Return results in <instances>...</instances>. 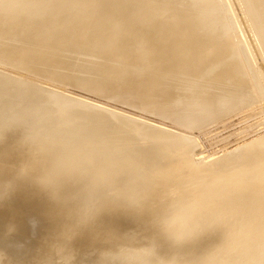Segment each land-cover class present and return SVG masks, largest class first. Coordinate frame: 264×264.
<instances>
[{"label": "rangeland", "instance_id": "374dc122", "mask_svg": "<svg viewBox=\"0 0 264 264\" xmlns=\"http://www.w3.org/2000/svg\"><path fill=\"white\" fill-rule=\"evenodd\" d=\"M1 1L3 2L4 0H0V6L2 4ZM44 1L45 0H28V2L26 4L18 7V8H20L19 12H20L21 16H17L18 18L16 20H18L21 25H25L22 27L23 28L22 30L20 29V30H17L15 32H12L9 28L8 23H2V21H0V53H2V52H7V54H9V52L11 53V54H9L10 56L8 57L9 58L7 61L8 63L2 62V59L4 61L5 58L7 59V56L3 57L0 55V57H3L2 59L0 58L1 59L0 60V72L2 73L4 71L3 69H5V72H6V73L3 72L4 74L0 73V83L2 82L0 84V87H1V85H3V83H4V86H5V83L8 86L14 84V85H12V88H10V89H13V87H14V89H13V91H14L15 89L17 90L18 86L21 85V88H22V86L24 85L23 88H27L26 89L27 92L23 91L25 89H23V90L18 89V91L15 90V92H18L19 95H20V92L21 93L26 92V96H24L25 100H23V99L22 100L24 101V103L26 102L25 105L27 108L25 107L24 103H22L23 101L21 103H22V105H24L23 107L26 108V110L28 109V107H29V109L26 112L24 111L25 109H22L23 110L22 111L20 109V107L22 106L21 103L19 102L20 100L17 101V99H21V97H23V95L19 96L17 94L19 97L17 96V99H14V98H16L14 95L15 93L13 94L12 90L9 91V89H8V93L11 92L13 94V98H12L11 93H10V96L12 99L10 97H8V99L9 98L11 99L10 100L11 102L8 101L9 103H11V105L10 106L8 105L9 106L8 107L5 104V103H8V102H6V100H7L6 99L7 98V92L6 91L7 90L6 91L3 90V92H5L6 94H4V96H2L3 94H0V100H1L0 104H2L0 107H2L5 104V107L7 106L10 109L13 107V109H15L16 106L20 105L19 109L16 108L17 111L21 110L20 112H25V113L29 112V113H27V115H29L31 112H33L34 108L36 109V106H33L34 108H30V106L32 107L33 103H35V105H37L40 102L38 104V105H40L42 100H45V99L47 100L49 98H50V100H48V101H54L55 100V99H53V100L51 99L53 97V95H52L53 90H56L53 93V94L56 93L54 95V98H56L55 96H57V98H58V96H59L58 93H60L59 99L62 98V101L64 100V102H67L64 105L63 102L62 103L60 102L61 99L58 100L56 98V100H55L56 103L50 102L51 105L49 104V106L53 107L52 103L56 106L58 104L59 107L57 106L56 108H58V109L60 108L59 112H58V109L56 110V108L53 107V109L54 108L55 109L52 110L51 113L49 114L48 111L52 108H50L48 105H45V103L47 102L46 100L42 101V108H43V104L45 105L44 108H46V106H47V108L49 107L48 109L46 108L47 111H46V109H44L45 110L44 112L41 111V113H43V114L47 113V115L45 114V116H47V118L43 117L41 114H39V115H41L42 118L41 117L36 118L39 116L37 112L40 113V109L43 110L40 107V109L37 110L35 113L33 112L32 113L33 115L30 117H28V116L25 117L24 113L21 114L18 111L19 114L21 115V117L25 118V120L22 119L20 116L17 118L18 120L19 119L23 120V121L22 120H19V121L16 120V123L18 122V125H19L18 127L14 121L15 118L19 115L18 114L16 116V114L18 112L15 113V115H13L14 113L11 112L12 115H10L14 118V120L12 119V121H14L13 123H15V124H7V125L3 124V126H2V124L0 125L1 126L0 129L4 133V134L2 133L3 137L0 136L2 138L1 139L2 147H0V149H1L0 153L1 152L5 153V154H2L3 156L0 154L3 157V158L0 157V160L4 164L3 165L0 162V180L2 179V182L0 181V183L2 185L4 184L3 185L4 187L2 185H0V189H2V187H3L4 188L3 191L5 190L3 192V194H5V195L2 194V196H1L2 198L0 197V204H1L0 206L1 207L3 206L0 209V264H62V263L63 264H70V263L71 264H81L80 260H83L82 261L83 264H87V263L92 264L91 261L93 262V264H115L116 261H117L116 264H119V263L120 264H122V263L123 264H183V263L184 264H189V263L190 264H192V263L193 264H264V186L261 185V183H259V182H261L260 178H256V180L254 179L253 181H251L252 184L247 183L248 180H245V182L234 184L233 183L234 179L238 175H240L241 173L242 174L244 173L243 168H240V166H239L240 163L232 164L229 166L225 165L223 167H220V165H214V167H213L212 164L214 162L210 163L211 161L210 162L203 161V163L196 162L195 166L197 168L208 167V169L204 171V174L199 176V177L198 176L196 177V174H194V171L192 172L191 170H187V173H186L187 175L182 174V175H176V176H171V177H165V176H163V174L161 175V173L157 175V173H156L155 175L161 176V178L160 179L155 178L156 180H158V182H156L155 190L154 191L151 190L153 194H152V197L149 198V200H151L153 198L154 199H153V201L152 200L149 201V203L145 202L144 205H143V203H140V204L136 203L137 206H135V205H130L127 203L120 209V204L118 203L119 200L117 199L118 195L120 198V194L116 193L117 191H115V193L118 194L117 197L114 196V197H116L115 199L112 195L111 196L113 199L111 200V198H109V200H111V201H109L105 197H102V195L104 196V194L101 195L102 192L100 191L101 192V193H99L100 196L97 194L98 198H96L95 195H94L95 198H93V196H92L91 204L89 203V201L86 202L83 199L84 203H85L84 204L83 200L81 199L82 201L79 200V202H82L83 205L81 204L78 207L77 205H79V202H73V201H76L78 199L75 197L80 196L79 195L80 193H78V192H80L82 188L87 189V186H89L87 190L92 191V189L89 190L90 187H93L91 185L92 179L93 178H99V177H92V175L95 176V173L96 172L98 173L100 168L102 170H104L106 167L105 165H107L108 162H110L113 158H116L118 155L122 154L121 151H123V149H124V151L126 149H127L126 151H128V147L131 146L130 145L131 140H133L135 137H137V140L134 139L135 143H134V141H132L133 144H132L131 148L134 147L135 144L142 142L141 141L142 139L139 140L140 138L137 136V134L135 135L131 129H128V128H125L124 126L119 125V123H120L119 120L117 118H115V116H118V114H119V117H120V114L122 116L125 114V116H123L125 118H129L130 120L139 121V122L149 124V125L153 124V126H156L157 124H159L160 126L158 125L157 127H160V128L161 127L162 128H166V127L168 128L169 127L167 130H169L170 132H173V134L174 133L177 134L178 130H179V132H182V133L181 134L179 133L177 135H181V137H186L187 140L189 138H191L188 140V141L191 140L189 142L190 144L188 143L190 147L192 145H194V143H195V145L192 146V148H196L195 153H199L200 159L206 158L207 156L211 157L213 154L215 156H213L212 160L216 161V159L219 160L220 158L223 157V155H226V154L234 151L235 149H237L239 147V145H242V141H244L243 140L244 134H245V138L247 135H248V137L252 138V136H255V135L257 137L258 134H261V133L264 134V100L259 101V99L256 98V96H255L256 100H254L255 98H254L253 93L255 94V92L252 93V91H256V90L255 89L252 90V87L250 88V86L248 85L247 86L249 89L248 91L250 92V95L252 94L251 96H252V98L256 104L252 100L253 104L250 105L249 108L247 107V109L241 110L240 113L238 112V114L235 113V114H233L227 118H224L222 120H218L217 122L209 125L208 127L205 126L207 129H204L205 127L204 128L200 127L201 129L199 128L196 130V128H194V130H193V128L191 129V127H187V126L184 127V128H187L188 129L187 130V129H183V127L181 128V125H180V127H178L175 124H174L175 126H173V125L168 124L166 122L164 123V121L162 122V120H160L161 121L160 122V121H158L159 119H156V118H155V120H154V118L151 119L153 117L152 115H150V117H151L150 118L149 115L145 114L147 116V117H145V115L143 114L145 112H142V114H141L140 113L141 111L139 112V111L135 110V108H132V107L130 110V106L128 104L126 106V103L123 101H120V98H118V97H120V95H123L124 97H127V99H124L125 101L131 100L132 102L135 101V102H141V103L142 102H149L151 100V98H149L150 94H148V92H151L150 90L153 89L150 87V84H152V82H146V84H144V83L140 82L139 77L137 78V76H134L135 73L129 71V70L133 69L134 64L136 65V61L134 59V56H136V54H133L134 50L130 46V44L129 45L127 44V46H126L127 48L125 49L124 54H121L122 53L121 50L119 53L117 51L118 49L116 47H115L116 49H113V50H111V48H108V47L103 48L104 51H102L101 46L106 44V41L104 38L96 36L97 31L95 30V27L87 31L85 36L82 37V40H81L82 42L80 41V38H78L76 36H73V35L68 36L67 35L66 38L61 37V39H59L57 42H55L51 45H43L42 46L35 39H32V38L27 39L26 37L21 36L20 32H24V34L28 33L32 29L37 28L40 25V23L42 22V20L45 21V18L41 19L40 17H38V18L35 17V18H30V19L27 18L30 13H32L36 10H41L40 8L50 4V3L47 4V2L44 3ZM73 1L74 0H72V2ZM75 1L80 2L82 0H75ZM83 1L82 2L85 4L86 1H88V0H86V1L83 0ZM102 1L103 0H97V3L98 4L103 3ZM107 1H110V0H107ZM114 1L113 0L111 1L112 5L113 4L115 5V3L118 2L116 0L115 3H113ZM220 1L219 0H205V1L204 0H202V1H200V0H177L178 3L187 4L190 7V10H189L190 13H196V14L201 13V12H205L204 10H206L212 4H218V6L220 8V14H221V16L223 15L222 18L224 19L225 25L227 26L228 32H226V33H227V35L229 34L230 36L229 37L226 36V38L223 39L224 41L221 42V45H223V47L225 48L224 53L219 55L216 58H213L212 59L213 61H211V63H217L214 66L219 65L218 67H220L221 65H223L225 63H233L232 62L233 60H237V62L243 63V65L246 67L245 70H247L248 74L251 73V75H249L250 81H254L253 75H254L255 71L253 69H251V67H249V65H248V59H247L245 52L243 50V47H242L243 43L240 41H243V37H244L245 40L243 42L248 45L250 51L253 48H255L254 51H251V53L253 54V58H254V56L256 57V58H254L255 63H257L258 65H259V63H262V66L264 69V54L260 49V42L258 40L256 32H255V30H254V28H253V26L249 20V17L246 15L244 4H242L240 0H238L239 3L237 2V0H230V2L233 1V3L231 2L232 7L236 11L235 15L237 14L236 17H237V19H239L238 20L239 24H241L239 26V24L237 23V27H236L237 28L236 31H238V36L240 35L241 39H242V40H240V38H239V40H238L236 38L235 27H232V22H234L236 19H233V16H231V14L233 15V13L227 12L226 9L224 8V6H222L223 4L221 5L222 1L221 2ZM138 2H139V0H129V2L126 4L128 10H127L125 16L127 18H126L125 22H124V20L121 21V24L123 25L125 30L128 31V32L126 31L127 34L131 33V31H132V25L131 24L135 22V19L138 18L137 16H140V13L137 11V6H138L137 3ZM217 2H219V3H217ZM234 2H235L236 6L233 5ZM105 3L106 2L104 0V4ZM109 3L110 2H107L108 5H109ZM169 3H170V1H169ZM51 4H52V2H51ZM98 4H97V6H101ZM95 5H96V3H95ZM108 5H107V7H108ZM110 5H111V3H110ZM5 6H7V5H5ZM52 6L53 5H51V6L49 5L48 7H50V9L54 8ZM97 6H96V8H97ZM48 7H43V9H46ZM109 10H111V9L110 8L107 9L108 15H109V13L112 14V11L108 13ZM51 11H53V10H51ZM102 11H101V13H102ZM223 11H225V13ZM92 12H94V15L92 14V16L95 18L99 17V14H101L100 11H98L96 9H93ZM105 14H106V12H105ZM105 14L103 11L104 16L107 15V14L106 15ZM54 15L56 16L57 14L54 12V14L50 13L49 16L53 17ZM5 16H6L5 14H0V18H4ZM229 16H230V19H229ZM53 18H55V17H53ZM232 19L234 21H232ZM248 23H249V25H248ZM118 26L120 27V24ZM55 28L63 30L65 27H55ZM76 28L77 27H74L73 30L75 31ZM140 31H142V30L140 29ZM246 32H248V33L246 34ZM124 33H125V31H124ZM248 34L251 36H248ZM121 35L122 34H120L119 37H117V40L120 38ZM106 36L110 39V41L114 40L111 38V37L114 38L113 35H106ZM214 38H216V31L207 30L206 32H203L198 39L194 40V43H195L196 47H202V46H205L206 44H208V42ZM246 40H248V41H246ZM249 40H250V42H249ZM61 41H70V42L72 41L75 43H80V44H82V46L81 47H75L74 50L77 48L76 51H73V49H72V51L74 53H71L72 52L71 49L69 51L67 50L70 55L65 56L66 54H68V53H66L67 51H65L66 49L64 50L65 52H63V50H62V52L61 51L59 52V50H55L56 49L55 46H58L59 43L61 44ZM118 41L120 42V40H118ZM251 42H252V45H251ZM111 43H114V41H112ZM232 47L234 49H232ZM78 48H81L82 50L81 49L78 50ZM246 49H248V48H246ZM259 49L261 52L259 51ZM96 51L101 52V53L103 52V53L96 55V53H97ZM12 52L15 53L16 55L13 54ZM125 52L126 53L128 52L129 57L125 56ZM253 52L254 53L256 52L257 54L255 53V55H254ZM92 53H95V55ZM247 53L249 55V51ZM32 54L33 55L37 54L41 58H38L40 60H37L34 63L28 64L29 67H32V66L39 64V65L43 66L44 68H47V66H49V64L58 66L59 65L58 63H62V64L68 63L67 65H69L70 63L73 62V64L70 65L72 67H68V66H66V64H63L60 66L63 69V70L61 69L62 71L59 70L60 68H57L56 70H54V72H58L61 76L68 74V76H67V78H69L68 82H70V80H72L71 77L74 76L73 80L70 83L73 84V81L74 82L77 81V82H75L73 84V86L72 85L70 86V85H68L69 83L67 82V80H63V82H66L68 84H66V83L63 84L62 80L60 81L57 79L54 80V78L48 79V77H46V76H45L46 78H44L42 76H38L40 74H38V72H35V70H33V71L37 75L32 74V72L31 73L28 72L27 70H31L29 68H27V70H26V68H24L22 66V68H24V69H21L20 67H21L22 63H25L24 59L30 57V55H32ZM123 56L127 57V58H125V60H127L129 58L128 62L120 63L122 61V60H120V58L122 59ZM131 56H133V57H131ZM75 57L79 58V59L77 58L76 62H74L76 59L73 61V59ZM141 57H143V56H141ZM42 58H44V60ZM6 59H5V61H6ZM71 59H72V62H70ZM42 60L44 62H41ZM17 61H19L18 65L21 64L20 67L18 66L19 68H17V66H13L14 63L17 64ZM20 61L21 62L23 61V62L21 63ZM149 61H150V57L146 58L141 63H143V62L146 63ZM12 63H13V65H12ZM26 63H28V62H26ZM124 63H130L131 65L129 67H126V65ZM220 63H222V64L220 65ZM122 65H123V67H122ZM23 70H25V71H23ZM251 71L253 72V75H252ZM101 72L105 73V78L103 77L104 75L101 76L102 75ZM106 72H108L107 77H106ZM146 72L150 73L149 68L146 70ZM8 73L12 75V78L10 77L11 75L8 77V75H9ZM109 73L114 74L115 76L110 75ZM124 73L128 76L122 75ZM99 74H101V75H99ZM13 75H15L14 78H13ZM18 76H19V78L20 77L21 78L18 79ZM22 77L24 78V80H22L23 79ZM94 77H96V80ZM97 77H98V80H97ZM101 77H103V78H101ZM74 78H75V80H74ZM26 79H28V80L26 81ZM30 81H32L31 83L37 82L36 83L37 87L35 86V84H31ZM133 81L138 82V83L136 84ZM10 83H12V84H10ZM29 83H30V85H29ZM17 84H18V86H15ZM41 84H42V86H41L42 88H44L45 87L44 85H46L45 88H47V90L45 88L42 89L41 87H39ZM96 84L98 85V88H97V86H96V88L98 90L100 89L99 92L102 91V93L98 92L99 96L97 93H95V91H93ZM131 84H132V86H131ZM32 85H34V86H32ZM93 85H94V88L92 87ZM8 86H7V88L10 87V86L9 87ZM25 86H27V87H25ZM87 86H88V88L92 87V89L91 88L90 89L93 91V93H92L93 95L85 93V92L89 91V89L86 90ZM28 87H31V88H28ZM38 87L40 90L38 89ZM49 87H50V89H49ZM51 87L53 88V90H51L52 89ZM243 87H245V86H243ZM243 87H237L236 89L234 88V91L240 90L242 93ZM5 88L6 87H4L3 89H5ZM18 88H20V87H18ZM34 88H36V90ZM103 88H104L106 93L104 92V90H101ZM155 88L156 87H154L153 90L157 89V88L156 89ZM177 88L179 89V87H177ZM0 89L2 91V87ZM28 89L31 91V93L33 92L32 96H34V97L36 96L35 98H37L39 96L38 94L41 95V93L43 95L46 93L45 95H47V96L44 97L42 95V97H44V98L43 99L41 98L42 100L38 99V101H39L38 103L36 102L37 99L35 101V98L33 97L34 99H32V100H34L35 102L34 101L32 102L31 100L28 99V97H29L28 95H31L29 93L30 91H28ZM31 89H34V91ZM78 89H80V90H78ZM41 90L43 92H45V91L46 92L43 93ZM81 90L84 92H82ZM106 90L109 93H107ZM172 90H177V89H172ZM218 90L215 89L216 92L211 91L212 92L211 94L214 95L216 93L217 95H219V93L221 91H218ZM37 91L38 92L41 91V92L38 93ZM48 91L49 92L52 91V92L49 93ZM157 91H159V89H157ZM47 92L51 95V97L49 94H47ZM27 93H29V94L27 95ZM66 94L68 96L74 95L75 97L73 96V97H67L66 98V96H67ZM101 94L102 95L106 94V95L102 96ZM108 94H111V96ZM163 94L166 95L167 97L170 95V94H167L164 92H163ZM220 94H222V92ZM24 95H25V93H24ZM48 95H49V97H48ZM95 95H96V97H95ZM107 95L109 96L108 98L110 100L114 98L113 101H115V99H116L117 102L116 101L115 102L110 101L109 99L107 100L105 97ZM112 95L113 96L115 95L116 97H112ZM156 95H158V93L155 94V96ZM164 95H162L161 98L158 100L161 101L164 99V101H165L167 97H165ZM8 96H9V94H8ZM163 96L165 98L162 99ZM3 97L6 99L5 103H4ZM102 97L104 99H102ZM26 98L28 101L26 100ZM63 98H65L66 101ZM73 98H74V100H73ZM75 98H79V99H75ZM81 98H85V100H83L84 102L82 101ZM158 98H159V96H158ZM2 99H3L4 104L1 103ZM13 99H14V101H16V104L12 103ZM70 100H73V101H70ZM78 100H81V101H78ZM29 101L32 103L31 104L27 103ZM68 101L73 102V104L77 103V106H76V104H74L75 105L74 106L71 103V107L73 106V111L78 109V111L76 113V115L78 114V117L81 115L79 113L80 112L79 110H81L80 107L81 108L83 107L85 109L82 108V112H81L82 116L85 115L83 113H86L87 109H88L87 112L91 109L89 111V113H87L88 115H90V112L92 111L91 115H93V117H96V118L99 117V120L102 119L101 121H103L104 123H106V121L112 120V123H111V121H109V123H107V124H109L108 126L111 128L113 126L114 128H112V129L114 131H111L112 129L109 128V129H111L110 132H109V130L106 131L107 133L106 132L105 133L107 135L104 134V135H102V137H100L101 135L96 136L97 134L96 135L94 134L95 136H91L90 140L88 141L89 143L87 141H86V143L85 142L82 143V142L70 141L68 139L69 135H71L70 133L74 128L73 126L77 125V124L75 125V123H78V121H77L78 119L75 120L76 119L75 117H77V116L75 115V117H74V114H75L74 112H76V111H74L73 112L74 114H72V112H71L72 109H70V105H68V103H69ZM257 101H259V103L261 101L262 102L259 104ZM17 102H19V105H17ZM43 102H45V103H43ZM59 102L61 103V105ZM78 102H80L81 104H79ZM82 102H83V104H85V102H86L85 105H87V103H91V104H89L90 107L88 105H87L88 107L87 106L85 107L82 104ZM120 102H122V103H120ZM123 103H125L124 104L125 106L122 105ZM12 104L16 105V106L14 107V106H12ZM28 104L30 106H27ZM66 104H67V106H66ZM200 104H201V101H200V103L197 102L196 107L198 108L200 106ZM38 105H37V109L39 108ZM91 105H94V106L91 107ZM78 106H80V107L78 108ZM97 106H99V108H100L99 111L97 109L98 108ZM128 106H129V108H127ZM75 107H77V108L75 109ZM125 107L127 108L126 109L127 111L125 110ZM61 108H62V110H61ZM102 108L104 110H106V109L107 110L104 111ZM120 108H123L125 112L123 111V109H120ZM10 109H8V110L13 111L12 109L11 110ZM31 109H32V111H29ZM4 110H5L4 107H3V110L1 108V112ZM83 110H85V111L83 112ZM134 110L138 114L140 113L141 116L138 115ZM9 111H7V109H6L4 112L5 113L8 112L7 115H9V114H11ZM60 111H62V112H60ZM94 111H96L97 114L100 113L98 115V117ZM1 112H0V115L1 114L3 115L4 112H2V113ZM56 112L59 113V116H57L58 114ZM69 112H71V114H69ZM105 112H107L108 114L106 113V115H105ZM120 112H122L123 114ZM198 112H196L194 114L199 115L201 113L200 110H198ZM103 113L106 117L104 115H102ZM114 113H117V114L115 115ZM35 114L37 116H35ZM48 114L50 117L48 116ZM127 114L128 115L130 114L129 117ZM133 114H135V115L137 114L136 117ZM245 114H246L247 118L248 117H251V118L245 120V118H246V117H244ZM7 115L5 114V116H3V119L8 118V120H9V116H7ZM100 115H101V118H100ZM139 116H140V118H138ZM48 117L50 119L49 121H48ZM61 117H63V118H61ZM27 118H29V119H27ZM34 118H35L36 122L38 119H44V120H42L43 122H41L40 124L35 123L36 126H39V128L42 127V129H41L42 131L40 130L41 133L37 132V129H39V128L35 129V127H34V129H32V127L35 126V124H33V121L35 122ZM105 118L109 119V120H106ZM45 119H47L46 122H45ZM79 119L81 120V116L79 117ZM30 120H32V121H30ZM60 120L62 121V123L60 122ZM255 120H257V121H255ZM12 121H11V123H12ZM24 121L28 124L25 123L26 124L25 125ZM50 121H51V123H50ZM56 121H57V123H56ZM114 121H117L115 123H118V124L114 125L115 124ZM154 121H155V123H153ZM19 122H21V124H19ZM44 122H45V124L48 122V124H46L47 126L48 125L50 126V124H51V126L49 128H47L46 125L43 124L47 130L45 129V127L43 128V126H42V123H44ZM148 122H151V123H148ZM163 123L165 125H163ZM8 125H10V126H8ZM20 125L27 126V128L20 126ZM110 125H112V126H110ZM169 125H171V126H169ZM52 126H53V128H52ZM4 127L7 128V132H6ZM12 127H14V128H12ZM21 127L25 128V130H29V129H30V131L33 130L34 134L37 132L36 135H34V134H32L33 132L31 133L30 131H28V133L32 134V137L34 138V140H32V137L29 136V134L24 133L26 135L25 136L22 132ZM115 127H116V129H115ZM173 127L175 129L176 128H179V129L173 130ZM17 128L20 129V131L16 130ZM189 128H190V130H189ZM11 129H13V130H11ZM48 129H50V130H48ZM118 129L121 131L124 130V132L121 135L124 138L126 137L125 139L122 136L121 137L118 136L120 134L119 132H121ZM34 130H36V132ZM191 130L193 132H191ZM12 131H14L15 133H13ZM17 131H19V132H17ZM126 131L127 132L130 131L129 133H131V134H128ZM196 131H197V133L200 132V134L198 135L196 133ZM216 131L217 132L220 131V132L217 133ZM256 131L258 133H256ZM259 131H261V132H259ZM6 133H7V135H6ZM8 133H11V134H8ZM18 133H19V135H18ZM185 133H187V135L189 134L191 136L188 138ZM213 133H214V135H211ZM14 134L15 135L17 134V135L14 137ZM125 134H128L131 137H129V139H127L128 135L124 136ZM194 134L196 136L198 135L200 137L194 138V136H195ZM8 135H9V138L7 137ZM10 135H12L14 138ZM116 135L119 137V139L117 138L116 140H114V138L117 137ZM182 135H184V136H182ZM206 135H208V136L211 135L212 137H209V138H206L205 140H203V137H205ZM27 136L29 138H27ZM39 136H42V137H39ZM112 136H114V138ZM5 137L7 138V140H10V138H12V139H11V141L6 142L7 140L5 141V139H6ZM92 137H94V138H92ZM103 137H106V138H104L105 140H107V138L110 140L104 141ZM16 138H18V139L15 140ZM19 138H21L20 142L18 141ZM120 138H121V140H120ZM13 139H14V141H13ZM44 139H45V141H44ZM195 139L198 141H196ZM239 139H241V140H239ZM247 139H249V138H247ZM254 139H256V138L253 137L252 140H254ZM2 140H4V141L2 142ZM91 140H93L95 143ZM125 140L126 141L130 140V141H129V143H127ZM237 140L241 141V144ZM16 141H17V144H16L17 146H15ZM34 141H35V143H34ZM96 141L97 142L100 141V142H102V144H106V145H104L102 147V144L98 145V143ZM199 141H201L202 144ZM233 141H235L236 143ZM5 142L9 147L11 145L15 146L12 150L10 148L12 153H10V150L6 149V148H8V146L5 147V145L3 144ZM92 142L95 145L92 144ZM237 142H238V145H236L234 147L232 146L231 148L227 149L228 148L227 146H229L228 143L229 144L230 143L237 144ZM246 142H250V141L248 140ZM21 143H23V145L26 143V146L30 147V149L27 148L25 145H24L25 149H24V146L19 147V146H21ZM31 143L33 146L31 145ZM90 143L93 145L94 148L91 146ZM96 143H97V146H99L101 149H103V151L101 153L103 154V152H104L106 154V156H109V159L111 157H113L115 153L116 154H115V157L111 158L110 161H108L109 159L106 160L108 157H106V156L104 157V155H102L103 159L105 158V160L98 159V162L100 164L95 162L96 165H94V166L96 168L93 166V169H91V173H92V175H91L90 172H88V173L82 172V170L85 167L83 166V164H81L80 160L89 159L91 157V155L89 153H92L93 150L97 151V149H98V151H99L100 148L96 147ZM108 143L111 144L112 147ZM113 143L116 145H114ZM124 143H125V145H124L125 148L123 147ZM203 143H205V145ZM1 144H0V146H1ZM44 144H46V145H44ZM108 145L110 146V149H108L109 148ZM119 145L120 146L122 145L121 148ZM113 146H114V148L116 146V148L114 149ZM118 146H119V148H118ZM206 146L207 147L209 146V148H207ZM224 146H225V148H224ZM3 147H5V148H3ZM32 147H34V150ZM122 147H123V149H122ZM104 148L107 149V153H106V150ZM112 148L116 151L113 152L114 150L112 151L111 150ZM131 148H129V150ZM2 149H3V151H2ZM53 149H56V151ZM101 149H100V151H101ZM225 149H227V151ZM16 150L18 151L16 153L18 154L19 157L24 155L23 158H25V160L23 158H18L17 156H14L16 154L13 153V151H16ZM109 150L111 153L109 152ZM215 150L216 151L218 150L220 153H218V151L216 152ZM223 150H225V151L223 152ZM8 151L13 157L10 154H8ZM58 151L60 153H58ZM98 151H97V153L100 152V151L99 152ZM117 151H119V152H117ZM22 152L23 153L25 152V154L22 155ZM28 152L31 156L28 154ZM33 152H36V153L33 154ZM50 152H53V153H50ZM108 152H109V154H108ZM205 152H207V153H205ZM38 153H39V155H38ZM48 153H49V155H47L48 157L46 156L47 157L46 158L45 155ZM214 153H216V154H214ZM32 154L34 157H32ZM36 154H37V157H36ZM110 154H111V157H110ZM112 154H113V156H112ZM201 154L203 155V157ZM7 155H8V157H7ZM26 155H27V157H25ZM64 155H66V156H64ZM4 156H6L7 159H11L12 162L9 163L10 160L7 161L6 157H4ZM51 156H52V158H51ZM16 157H17V159H16ZM38 157H40V158L38 159ZM26 158L29 160H27ZM50 160H51V162H50ZM56 160H57V162H56ZM100 160H102V161H100ZM15 161H17V162L15 163ZM25 161L28 163H26ZM13 162H14V164H12ZM19 162H21L22 165ZM59 162L61 163L60 168L58 165V164H60ZM62 162H64V163H62ZM70 162L72 164H70ZM17 163H19V164H17ZM36 164H39V165H36ZM40 164H42V165H40ZM52 164H53V166H52ZM67 164H68V166H67ZM12 165H14L13 168H12ZM15 165H16L17 169H16ZM44 165L47 167H45ZM119 165H120V162H119ZM34 166H36V167H34ZM41 166H43V167H41ZM110 166H112V165H110ZM38 167H40V169H38ZM24 168H26V169H24ZM106 168L110 169L112 167L107 166ZM118 168H115V169L118 170ZM147 168L150 169L151 167L147 166ZM8 169H10V170H8ZM11 169L14 171L16 170L14 172V175L12 174L13 171H11ZM27 169L30 170L29 171L30 174L28 173ZM36 169H38V170H36ZM56 169H58V170L56 171ZM67 169H68V171H67ZM149 169H148V172H149ZM153 170H155V169L154 168L151 169L150 170L151 172H149V173L150 174L153 173L154 172ZM213 170H215V172ZM216 170H219V171H216ZM229 170H234V172L233 173H226ZM18 171H19V173H18ZM48 171H49V173H48ZM109 171L110 170H108L107 172H109ZM36 172H37V174H36ZM102 172H104V174H106L105 173L106 171H102ZM102 172H100L99 174H102ZM110 173H111V171H110ZM113 173H111L112 176H114ZM119 173H120V171H119ZM122 173L123 172L120 173L121 174L120 176H122L124 174V173L123 174ZM147 173H145V175H147ZM162 173H166V172L164 171ZM224 173H226L227 175H222V176L223 177L227 176V178L225 177L226 180L224 178H221V179H219L218 182L224 181V183L227 182V184L224 188H216L215 194H214L213 198H211V200H208V199H205L204 201L199 200V198L201 197L202 194H205V193L208 194L209 193L208 188L207 189H200L198 194H196L195 196L193 195L194 198H192V196L190 194L195 193V191H197V190L191 191L190 189H193L194 188L193 186H196L195 184H196L197 180H199V181L201 179H203V181L208 180L210 178H214L213 176H217V174H224ZM31 174H33L32 177H31ZM118 174L116 173L115 178H117L116 176ZM150 174H149V177H150ZM44 175L46 177H44ZM151 175L156 177L154 175V173ZM2 176L4 178L5 177H8V178L4 179ZM26 176L28 177L27 179H26ZM35 176H37V178ZM96 176H98V175L96 174ZM104 176H106V175H104ZM120 176L118 178H119V181L121 182L120 184H122L123 179L121 180ZM16 177L20 178V179H17V181H16ZM21 177L23 178L24 181L22 180ZM107 177H105V178L109 179ZM125 177H128V176L124 175L123 181H125V179H127V182H129L130 181V179L128 180L129 177L128 178H125ZM147 177H148V175H147ZM193 177H196V178L192 179ZM13 178H15V181ZM30 178H31V180H30ZM43 178H45V179H43ZM81 178H83V180ZM84 178H86L85 181H84ZM102 178H103V176H102ZM102 178H100V179H102ZM145 178H146V176H145ZM111 179L113 180L114 178L111 177ZM222 179H224V180H222ZM6 180H8V181H6ZM26 180H27V182H26ZM94 180H96V182ZM94 180H93V182H95V184L98 182L101 183V181H98L99 179H94ZM194 180H195V184L193 185ZM20 181H21V183H20ZM56 181H58V182L56 183ZM103 181L105 182L106 180H102V182ZM134 181L135 180H133V182ZM25 182H26L30 191L25 188L26 187ZM85 182L90 183V185L88 183L86 184ZM109 182L103 183V185L105 184L104 186L107 187L110 185ZM111 182H114V181H111ZM127 182L125 184H127ZM200 182H202V180ZM200 182H199V184L202 185L203 182L202 183H200ZM17 183H19V184H17ZM62 183H64L65 185ZM77 183H78V185H77ZM100 183L96 184V186L97 185L101 186ZM21 184H22V186H21ZM29 184H30V186H29ZM106 184H108V185L106 186ZM131 184H132V182H131ZM131 184H129L128 188L132 187V186H130ZM10 185L13 187H11ZM18 185H19L20 189H18L19 187H17V189H15L16 186H18ZM190 185L193 188L189 187ZM197 185H198V183H197ZM75 186H77V189ZM81 186H82V188H81ZM104 186H102V188ZM120 186L121 185H118V187H120ZM186 186H187V190H186ZM6 187L9 188L10 190L7 189V190H9V191H7ZM21 187H23V188H21ZM118 187L116 190L119 191L121 188L118 189ZM183 187H185V188H183ZM24 188H25V191L28 190V191H26L27 193L25 191L21 190V189L24 190ZM112 188L114 189L113 186H112ZM86 189L84 190V193H81L82 195L80 198H83L82 197L83 194H86V192H85ZM94 189H95V190H93L94 193H96V192L98 193L99 190H102L99 188L97 190H96V188H94ZM110 189H111V187H110ZM122 189H124V188H122ZM132 189L133 188H131V190ZM33 190H34V193L32 192ZM62 190H64V191H62ZM75 190L78 192H74ZM105 190H106V188H105ZM114 190L112 191V194L114 193ZM180 190L181 191L183 190L185 194H183L182 193L183 191L181 192ZM47 191H49V192H47ZM59 191H61V193ZM65 191L67 192V194H65L66 193ZM91 191L89 193H91ZM109 191L111 192V190H108V192ZM11 192H13L14 197L12 196L13 194ZM29 192H31V193H29ZM57 192H59L60 194H58ZM62 192H63V194H62ZM108 192L105 191V193H107V196L110 197V195H108ZM160 192H163L165 194H169L168 198L160 197L159 196ZM22 193H24V194L26 193V194L24 195ZM74 193H75V195L77 193L79 196H75ZM89 193L87 195H90ZM94 193H91V195ZM115 193H114V195H116ZM119 193H120V191H119ZM30 194H31V196H29ZM33 194H36V196L35 195L33 196ZM53 194H54V197H55V195L57 197L60 195L59 198H61V197L63 198L66 195L63 198L65 200H63L62 202L65 201L66 203L70 202V204L75 203L77 205L71 204V206H74V207L69 209L67 206H70V204L69 203L66 204L64 202L65 204L64 203H58L57 204L58 206L54 207V205H56L54 203H56L60 200H59V198H57L58 201H56V199H53L54 198L52 196ZM71 194L73 195V197ZM180 194H183V195L181 196ZM188 194H189V196H188ZM37 195H39V196H37ZM68 195H70V196H68ZM185 195L188 196V199H187L188 203L186 202L187 200L185 201L186 202L185 203L184 201H182L180 199V197L181 198L185 197ZM11 196H12V198L9 199ZM85 196L86 195H84V198H85ZM125 196H127V195H124V197ZM50 197H52V198H50ZM70 197H72V199H76V200L71 201ZM100 197H101V199L102 198L105 199L104 200L105 203H104L103 199H102V201H100V199H99ZM127 197L129 199V196H127ZM127 197H125V199ZM42 198L44 200H46V201H44V203L45 202L48 203L50 201L49 204L46 205V203H45V206H44ZM49 198L51 200L52 199L54 200L53 203ZM69 198H70V200H69ZM86 198H87V196H86ZM47 199H49V200L47 201ZM88 199H90V198H88ZM92 199L93 200L99 199L100 202L98 201V203H97L95 201L96 202V204H95V202L93 203ZM106 199L108 200V202ZM174 199H176V201ZM192 199H193V201H196V202H193V201L191 202ZM194 199H196V200H194ZM6 200L8 202H6ZM38 200L39 201L41 200L42 204L41 203L38 204L39 203ZM66 200H69V201H66ZM117 200H118V202H117ZM172 200H173V203L174 202L176 203L177 201H180V203L172 204L171 203ZM12 201H13V203H12ZM114 201H115V203H114ZM125 201H127V200H125ZM154 201H160L158 203L157 207H155V208L152 206ZM181 202H183V203H181ZM167 203L168 204L171 203V204H169L170 206ZM61 204H64V206H62ZM86 204H89V205H87V208H86ZM165 205L166 206L168 205L169 208L170 207L171 208L169 209ZM171 205L174 207H172ZM176 205L178 208L174 209L176 207ZM188 205H190V207H188ZM59 206L62 209L58 208ZM64 207H65V209H64ZM163 207H164V213L162 211ZM260 207H262V209L260 211H258V208H260ZM66 208H67V210H66ZM165 208L167 209V211ZM178 209H180V211H177ZM154 210H156L157 212L159 211V213L157 214V212L156 211L154 212ZM172 210H174V211H172ZM171 211H172V213L174 212V214L171 213L172 214L171 215L170 214ZM123 212L127 213V214L131 213L135 218L136 217L138 218V216L140 215V217H139L140 220L143 219L144 221H147V222H145L146 224H141V225H121L120 215L123 214ZM167 212H168V214H166ZM175 212H177L179 215ZM185 212H186V214H185ZM180 213H182V214L180 215ZM155 214L159 218H157L155 216ZM153 215H154V218H153ZM159 215H161V216H159ZM168 215H170V216L168 217ZM173 215H175V216H173ZM177 217H179V218H177ZM100 251H102L103 253ZM121 252H123V253H121ZM130 253L132 255H130ZM116 254H118L117 256L119 257V259H118V257H116ZM127 254H129L130 256ZM138 255H139V257H138ZM126 258H127V260H126ZM92 259H94V261ZM176 259H177V261H176ZM118 260H120V261H118ZM77 261H78V263H77ZM99 261L100 262L102 261V263H100ZM106 261H107V263H106ZM127 261H128V263H127ZM190 261H192V262H190ZM73 262H75V263H73Z\"/></svg>", "mask_w": 264, "mask_h": 264}, {"label": "bare ground", "instance_id": "6f19581e", "mask_svg": "<svg viewBox=\"0 0 264 264\" xmlns=\"http://www.w3.org/2000/svg\"><path fill=\"white\" fill-rule=\"evenodd\" d=\"M83 1V0H82ZM82 1H80V2H77V1H73L72 2V0H45L44 1V3H46L47 2V4H49L50 6L51 5H53L52 7H54V8H51L50 9V7H48L49 5H47V6H43V7H48V8H46V9H43V7L42 8H40L41 10H36V11H34V12H32V13H30L29 15H28V19H30V18H35V17H40L41 19H44L45 18V21L44 20H42V22L40 23V25L37 27V28H35V29H32L30 32H28V33H25L24 34V32H20L21 33V36L22 37H26L27 39L28 38H32V39H35L37 42H39L42 46L43 45H51V44H53V43H55V42H57L59 39H61V37L62 38H66V36L68 35H73V36H76V37H78V38H80V41L82 40V37H84L85 36V34L87 33V31L88 30H90V29H92V28H94L95 27V30L97 31V34H96V36H99V37H101V38H104L105 39V41H106V44H104L103 46H101L102 47V51H104L103 50V48H111V50H113V49H118L117 51L120 53V50H121V54H124V51H125V49L127 48L126 46H127V44L129 45L130 44V46L133 48V54H136V56H134V59H135V61H136V65L134 66L133 65V69H131V70H129V71H131V72H133V73H135L134 74V76H137V78L139 77L140 79V82H142V83H144V84H146V82H152V84H150V87L151 88H153L154 89V87H156L157 89H159V91H157V89L156 90H153V89H149L151 92H148V94H150V97L149 98H151V100L149 101V102H132L131 100H129V101H125L124 99H127V97H124L123 95H120V97H118V98H120V101H123V102H125L126 103V106H127V104L130 106V110H131V107L132 108H135V110H137V111H141L140 113L142 114V112H145V113H143L144 115L145 114H147V115H149V117H150V115H152L153 117L151 118V119H153L154 118V120H155V118L156 119H159L158 121H160V120H162V122L164 121V123L166 122V123H168V124H171V125H173V126H178V127H180V125H181V128L183 127V129H187V128H184V127H191V129L193 128V130H194V128H196V130L197 129H199L200 127H208L209 125H211V124H213V123H215V122H217L218 120H222V119H224V118H227V117H229V116H231V115H233V114H238V112L240 113V111L241 110H245V109H247V107L249 108V106L250 105H252L253 103V101L254 100H256V98H258L259 99V101L260 100H264V69H263V66H262V63H259V65L257 64V63H255V60H254V58H256L255 56H254V58H253V54L251 53V51H254V49L255 48H253L251 51H250V49H249V47H248V45L246 44V43H244L243 41L245 40V38L243 37V41H240V42H242L243 43V50H244V52H245V55H246V57H247V59H248V65H249V67H251V69H253L254 71H255V73H254V75H253V72H252V75H253V77H254V81H250V76L249 75H251V73H247V70H245V66L243 65V63H239V62H237V60H233L232 62L233 63H225V64H223V65H221L222 63H220V67H218L219 65H216V66H214L215 64H217V63H211V61H213L212 59L213 58H216V57H218L219 55H221V54H223L224 53V47H223V45H221V42H223L224 40L223 39H225L226 38V36H230L229 34L227 35V33L226 32H228V30H227V26L225 25V21H224V19L222 18V16H221V14H220V8H219V6H218V4H212V5H210L206 10H204L205 12H201V13H198V14H196V13H190V7L187 5V4H185V3H178L177 2V0H139V2L137 3L138 4V6H137V11L140 13V16H137L136 18L137 19H135V22L134 23H132L131 25H132V31H131V33L128 35L127 33H126V31L127 30H125V28L123 27V25L121 24V21H123L124 20V22L126 21V12H127V10H128V8H127V3L129 2V0H117L118 2L117 3H115V1L113 2V3H115V5L113 4L112 5V0H110V1H107V0H105V4H104V0L102 1L103 3H97V0H88V1H86V3L84 4ZM168 1V2H167ZM169 1H170V3H169ZM200 1H202V0H200ZM205 1V0H204ZM220 1V0H219ZM222 1V3H221V5L222 6H224V8L226 9V11L227 12H230V13H233V15L231 14V16H233V19H236L235 21L232 19V21H234V22H232L231 20V22H232V27H235V31L237 30V23L239 24V22H238V20L239 19H237V17H236V15H235V13H236V11L233 9V7H232V4H231V2L233 3V1H231L230 2V0H221ZM220 1V2H221ZM241 1V3L242 4H244V7H245V11H246V15L249 17V20H250V22H251V24H252V26H253V28H254V30H255V32H256V35H257V37H258V40H259V42H260V49H261V51L263 52V54H264V0H240ZM2 2V1H1ZM28 2V0H4L3 2H2V4H1V6H0V14H5L6 16L4 17V18H0V21H2V23H8V25H9V28H10V30L12 31V32H15V31H17V30H22L23 28V26H25V25H21L20 23H19V21L18 20H16L18 17L17 16H21L20 15V12H19V9L20 8H18V7H20V6H23L24 4H26ZM51 2H52V4H51ZM101 2V1H100ZM107 2H110L111 3V5H110V3H109V5L107 4ZM237 2H238V0H237ZM236 2V3H237ZM95 3H96V5H95ZM217 3H219V2H217ZM226 3V4H225ZM239 3V2H238ZM97 4L98 5H101V6H97ZM108 5V7H107V5ZM5 5H7V6H5ZM45 5V4H44ZM233 5H235V2H234V4ZM96 6H97V8H96ZM113 6V7H112ZM236 6V5H235ZM234 6V7H235ZM218 7V8H217ZM111 9V10H109L108 11V13L109 12H111L112 11V14H110L109 13V15L107 14V9ZM236 8V7H235ZM93 9H96V10H98V11H100V13H101V11L103 10L104 11V14H105V12H106V16H104L103 15V11H102V13L101 14H99V17H97V18H95V17H93L92 16V14L94 15V12H92L93 11ZM51 10H53V11H51ZM235 11V12H234ZM243 11V10H242ZM54 12L57 14L56 16L54 15L53 17H55V18H53V17H50L49 15H50V13H53L54 14ZM224 13H225V11H223ZM229 19H230V16H229ZM241 22V21H240ZM234 23V24H233ZM120 24V27L118 26ZM227 24V23H226ZM243 24V23H242ZM241 24H239V26H240ZM244 25V24H243ZM248 25H249V23H248ZM231 26V25H230ZM55 27H65L63 30H61V29H57V28H55ZM74 27H77L76 28V30L74 31L73 30V28ZM242 27V26H241ZM245 28V27H244ZM140 29L142 30V31H140ZM251 29V28H250ZM57 30V31H56ZM61 30V31H60ZM207 30H214V31H216V38H214V39H211V41H209L208 42V44H206L205 46H202V47H196L195 46V43H194V40H196V39H198L200 36H201V34L203 33V32H206ZM230 30V29H229ZM242 30V29H241ZM124 31H125V33H124ZM128 32V31H127ZM245 32V31H244ZM253 32V31H252ZM231 33V32H230ZM248 32H246V34H247ZM120 34H122L121 36H120V38L118 39V40H120V42L117 40V37H119V35ZM245 34V33H244ZM245 34V35H246ZM106 35H113L114 36V38L113 37H111L112 39H114V40H111L110 41V39L106 36ZM248 36H251V35H249L248 34ZM235 37V36H234ZM73 38V37H72ZM236 38L239 40V38H240V40H242L241 39V36L239 35L238 36V31H236ZM249 38V37H248ZM251 38V37H250ZM255 39V38H254ZM251 40V39H250ZM250 40H249V42H250ZM110 41V42H109ZM112 41H114V43H111ZM246 41H248V40H246ZM82 42V41H81ZM196 42V41H195ZM248 42V43H249ZM239 44V43H238ZM106 45V46H105ZM115 45V46H114ZM251 45H252V42H251ZM258 45V44H257ZM54 46V45H53ZM82 46V44H80V43H75V42H70V41H61V44L59 43V45L58 46H55V50H59V52L61 51L62 52V50H63V52H65V51H69L70 49H71V51H72V49H73V51H76V49L74 50V48L75 47H81ZM238 46V45H237ZM240 46V47H241ZM246 46V47H245ZM255 46V45H254ZM116 47V48H115ZM236 47V46H235ZM239 48V47H238ZM246 48H248V49H246ZM252 48V47H251ZM66 49V50H65ZM79 49H81V48H78V50ZM232 49H234L233 47H232ZM260 49H259V51H260ZM65 50V51H64ZM77 50V51H78ZM82 50V49H81ZM249 51V55H248V51ZM66 52V53H68V54H66L65 56H68V55H70L69 54V52ZM71 52V53H74V52ZM256 51V50H255ZM260 51V52H261ZM97 52V53H96ZM95 53H96V55H99V54H102L101 52H98V51H96ZM13 53V52H12ZM95 53H92V54H94L95 55ZM237 53V52H236ZM254 53V52H253ZM256 53V52H255ZM255 53H254V55H255ZM9 54H11L10 52H9ZM9 54H7V52H2V53H0V55L1 56H3V57H6L7 56V59H6V61H5V59H4V61H3V57H0L1 59H2V62H4V63H8L7 61H8V57L10 56ZM13 54H15V53H13ZM38 54V53H37ZM37 54H35V55H30V57H28V58H26V59H24L25 60V63H22L21 61V63H22V65H21V67H20V65H18V62L19 61H17V64L16 63H14V65H13V63H12V65L13 66H17V68H21V69H24V68H26V70H27V68H29V69H31V70H27L28 72H32V74H36L35 72H38V74H40V75H38V76H42V77H44V78H46V77H48V79H53L54 78V80H62V82H63V80H67V82L69 81L68 79L69 78H67V76H68V74L67 75H64V76H61L58 72H54V70H56L57 68H60L59 70H61L62 68L60 67L61 65H63V64H66V66H68V67H72V66H70L71 64H73V62H72V59L70 60V62H72V63H70L69 65H67L68 63H58L59 65L58 66H56V65H51V64H49V66H47V68H44L43 66H41V65H35V66H32V67H29V65L28 64H31V63H34L35 61H37V60H40V59H38V58H41L40 56H38ZM64 54V53H63ZM257 54V53H256ZM16 55V54H15ZM37 55V56H36ZM121 56V55H120ZM125 56H128V52L126 53L125 52ZM125 56H123V58L121 59L120 58V60H122L120 63H123V62H128V60H129V58L127 59V60H125V58H127V57H125ZM141 56H143V57H141ZM251 58H250V57ZM73 57V56H72ZM71 57V58H72ZM129 57V56H128ZM131 57H133V56H131ZM148 57H150V61L149 62H146V63H141L143 60H145L146 58H148ZM77 58L78 57H75L74 59H73V61L74 62H76L77 61ZM232 58V57H231ZM0 59V60H1ZM43 60H44V58H42ZM79 59V58H78ZM132 59V58H131ZM41 61V62H44V61ZM26 62H28V63H26ZM257 62V61H256ZM98 63V62H97ZM11 64V63H10ZM16 64V65H15ZM76 64V63H75ZM74 64V65H75ZM125 65H126V67H129L131 64L130 63H124ZM73 65V66H74ZM19 66V67H18ZM22 66L24 67V68H22ZM122 67H123V65H122ZM10 68V67H9ZM149 68V70H150V73L149 72H146V70ZM20 69V70H21ZM46 69V70H45ZM65 69V68H64ZM2 70V69H1ZM4 71V73H6L5 72V69H3ZM33 70H35V72L33 71ZM63 70V69H62ZM61 70V71H62ZM66 70V69H65ZM68 70V69H67ZM23 71H25V70H23ZM128 71V72H129ZM2 72V73H3ZM34 72V73H33ZM250 72V71H249ZM1 73V72H0ZM1 73V74H2ZM3 73V74H4ZM102 73V72H101ZM108 72H106V77H107V74ZM9 74V73H8ZM7 74V75H8ZM42 74V75H41ZM62 74V73H61ZM66 74V73H65ZM110 74V73H109ZM6 75V74H5ZM11 74H9L8 75V77L10 76ZM37 75V74H36ZM99 75H101V74H99ZM98 75V76H99ZM104 75V76H103ZM110 75H114V74H110ZM122 75H124V76H128V75H126L125 73L124 74H122ZM14 76L15 75H13V78H14ZM46 76V77H45ZM101 76H103L104 78H105V73H102V75ZM115 76V75H114ZM121 76V75H120ZM4 77V76H3ZM11 78H12V75L10 76ZM32 77V76H31ZM71 77V76H70ZM73 77L74 76H72L71 78H72V80H73ZM103 77H101V78H103ZM131 77V76H130ZM21 78V77H20ZM19 78V76H18V79H20ZM23 78V77H22ZM27 78V77H26ZM67 78V79H66ZM95 78V80H96V77H94ZM149 78V79H148ZM7 79V78H6ZM17 79V80H18ZM22 80H24V78L22 79ZM28 79H26V81H27ZM53 80V81H54ZM72 80H70V82L72 81ZM74 80H75V78H74ZM97 80H98V77H97ZM33 81V80H32ZM32 81H30V83L32 82ZM38 81V80H37ZM129 81V80H128ZM4 82V81H3ZM29 82V81H28ZM70 82H68V83H66V82H63V84L64 83H66V84H68V85H72L73 86V84L75 83V82H77V81H73V84L72 83H70ZM96 82V81H95ZM94 82V83H95ZM126 82V81H125ZM134 82V81H133ZM132 82V83H133ZM2 83V82H1ZM0 83V84H1ZM8 83V82H7ZM23 83V82H22ZM26 83V82H25ZM30 83H29V85H30ZM36 83L37 82H34V83H31V84H35V86L37 87V85H36ZM61 83V82H60ZM130 83V82H129ZM134 83H138V82H134ZM9 84V83H8ZM10 84H12V83H10ZM39 84V83H38ZM141 84V83H140ZM179 86H178V85ZM246 84V85H245ZM12 85H14V84H12ZM12 85H6V83H5V86H4V83H3V85H1V87H2V91H1V89H0V91L2 92H0V94H3L2 96H4V94H6L5 92H3V90H7L6 92H7V100L4 98V103H5V100H6V102H8V101H10L12 98H13V94L15 95V97L16 98H14V99H17V96L19 95V93L18 92H15V90L13 91V89H14V87H13V89H10V88H12ZM28 85V84H27ZM120 85V84H119ZM250 86V88L252 87V90L253 89H255L256 91H252V93L253 92H255V94L253 93V95H254V98H255V96H256V98L253 100V98H252V94L250 95V92L248 91L249 89H248V87L247 86ZM7 86L9 87V88H7ZM15 86H18V84L17 85H15ZM24 86V85H23ZM23 86H22V88H21V85L20 86H18V87H20V88H18L17 87V90L16 91H18V89H21V90H23V89H25V90H23V91H26L27 92V88H23ZM32 86H34V85H32ZM42 86V84L39 86V87H41ZM45 87H46V85H44ZM43 86V87H44ZM96 86H97V88H98V85L96 84L95 85V88H94V85L92 86L94 89H93V91H95V93H97L98 94V96H99V93L101 92L102 93V91H100L99 92V90L96 88ZM129 86V85H128ZM131 86H132V84H131ZM135 86V85H134ZM188 86V87H187ZM243 86H245V87H243ZM0 87V88H1ZM4 87H6L5 89H3ZM25 87H27V86H25ZM39 87H38V89H39ZM44 87V88H45ZM75 87V86H74ZM92 87H90L91 89H92ZM177 87H179V89L177 88ZM237 87H243V92L241 93V91L240 90H238V91H234V88L236 89ZM28 88H31V87H28ZM42 88V87H41ZM44 88H42V89H44ZM52 88V87H51ZM63 88V87H62ZM90 88H88V86H87V88H86V90L87 89H89V91L91 90ZM8 89H9V91L10 90H12V93H11V96H12V98H11V96H10V93H8ZM35 90H36V88H34ZM34 89H31V90H33L34 91ZM46 90H47V88H45ZM49 89H50V87H49ZM83 89V88H82ZM98 91H97V90ZM148 89V88H147ZM172 89H177V90H172ZM215 89H219L218 91H221L222 92V94H220L219 93V95H217L216 93L214 94V95H212L211 93V91H215ZM40 90V89H39ZM51 90H53V88L51 89ZM78 90H80V89H78ZM84 90V89H83ZM101 90H104V88L103 89H101ZM109 90V89H108ZM251 90V89H250ZM28 91H30L29 89H28ZM42 91V90H41ZM40 91V92H41ZM54 91H56V90H53V93H54ZM82 91V90H81ZM89 91H87V92H85L86 94L88 93V94H92L93 93V91L91 90L90 92ZM97 91V92H96ZM107 91V90H106ZM26 92H20V95H23V97H21V99H17V101H19L20 103L23 101V100H25L24 98V96H26ZM38 92V91H37ZM40 92H38V93H40ZM43 92V91H42ZM46 92V91H45ZM45 92H43V93H45ZM49 92V91H48ZM47 92V94H49V93H51V92H49L48 93ZM60 92V91H59ZM82 92H84V91H82ZM99 92V93H98ZM104 92H105V90H104ZM103 92V93H104ZM163 92L164 93H167V94H170L168 97L166 96V95H164L163 94ZM216 92V91H215ZM24 93H25V95H24ZM31 94V95H28V94ZM29 93H27V95L29 96H27L28 97V99L29 100H31L32 102L34 101V100H32V99H34L35 97L34 96H32L33 95V92L31 93V91L29 92ZM35 93V92H34ZM37 93V94H38ZM52 93V95H53V97L51 98L52 100L53 99H55L56 100V98H57V96H55L56 98H54V95L56 94H53ZM69 93V92H68ZM71 93V92H70ZM73 93V92H72ZM106 93V92H105ZM107 93H109L108 91H107ZM158 93V95H156L155 96V94H157ZM248 93V94H247ZM8 94H9V96H8ZM18 94V95H17ZM46 94V93H45ZM43 95L42 93H41V95L40 94H38L39 96V98L37 97V98H35V101H36V99H37V103L39 102L38 101V99H40V100H42L44 97H46L47 95ZM96 94V95H97ZM112 94V93H111ZM111 94H108V95H110L111 96ZM117 94V93H116ZM115 94V95H116ZM210 94V95H209ZM19 95V96H20ZM42 95L44 96V97H42ZM50 95V94H49ZM49 95H48V97H49ZM58 95L60 96V93H58ZM62 95V94H61ZM67 95V94H66ZM93 95V94H92ZM96 95H95V97H96ZM102 95V94H101ZM103 95H106V94H103ZM102 95V96H103ZM105 96L106 97V99L108 100L109 98V96ZM113 96L112 95V97H116V96ZM162 95H164L165 97H167L166 98V100L164 101V99L163 98H165L164 96L162 97V99L163 100H158V99H160L161 98V96ZM218 97H217V96ZM250 95V96H249ZM18 96V97H19ZM59 96H58V100H60L61 99V103L63 102V104L65 105V103H67V102H64V100L62 101V98H60L59 99ZM74 96V95H73ZM73 96H66V98L67 97H73ZM78 96V95H77ZM91 96V95H90ZM97 96V97H98ZM158 96H159V98H158ZM8 97H10L9 99H8ZM32 97V98H31ZM34 97V98H33ZM50 97H51V95H50ZM62 97V96H61ZM65 97V96H64ZM75 97V96H74ZM85 97V96H84ZM221 97V98H220ZM31 98V99H30ZM42 98V99H41ZM87 98V97H86ZM93 98V97H92ZM99 98V97H98ZM111 98V97H110ZM250 98V99H249ZM14 99L12 100V103H14V104H16V101H14ZM23 99V100H22ZM63 99H65V98H63ZM70 99V98H69ZM75 99H79V98H75ZM82 99V101L83 100H85V98H81ZM102 99H104L103 97H102ZM114 99V98H113ZM113 99H109L110 101H113ZM122 99V100H121ZM249 99V100H248ZM26 100H27V98H26ZM46 100V99H45ZM45 100H42V101H45ZM48 100H50V98L49 99H47L46 101V103L45 102H43V103H45V105H48L49 106V104H50V102H55V100L54 101H48ZM68 100V99H67ZM73 100H74V98H73ZM73 100H70V101H73ZM101 100V99H100ZM253 100V101H252ZM1 101V100H0ZM14 101V102H13ZM28 101V100H27ZM34 101V102H35ZM42 101H41V106L40 105H38V109H37V105H35V103H33V105H32V107L29 105V104H31L32 102H27V103H29L27 106H30V108H34L33 106H36V109L34 108V110H33V112L35 113L37 110H39L40 109V107L42 108ZM65 101H66V99H65ZM70 101H68L69 103H68V105H70V109H72V114H74V117H75V115H76V113H77V111H78V109H76L77 107H75V109L76 110H74V111H76V112H74L73 111V106L71 107V103H72V105H74V104H76V106H77V103H74L73 104V102H70ZM76 101V100H75ZM78 101H81V100H78ZM89 101V100H88ZM96 101V100H95ZM115 101H116V99H115ZM115 101H113V102H115ZM200 101H201V104H200V106L197 108L196 107V103L197 102H199L200 103ZM259 101H257L258 103H259ZM11 102V101H10ZM19 102H17V105H19ZM59 102V103H60ZM77 102V101H76ZM84 102V101H83ZM83 102H82V104H83ZM117 102V101H116ZM262 102V101H261ZM260 102V103H261ZM1 103H3V99H2V102ZM3 103V104H4ZM22 103H24V101L22 102ZM22 103H21V105H22ZM26 103V102H25ZM25 103H24V105H25ZM56 103V102H55ZM61 103H60V105H61ZM79 104H81L80 102H78ZM106 103V102H105ZM108 103V102H107ZM120 103H122V102H120ZM119 103V104H120ZM125 103H123L122 105L123 106H125L124 104ZM254 103H255V101H254ZM257 103V104H258ZM259 103V104H260ZM7 106L9 105H11V103H5ZM5 104L2 106V107H0V112H1V108H2V110H3V107H4V109L6 110L7 109V111H9L8 109H10V108H8L7 106L5 107ZM62 104V105H63ZM85 104H86V102H85ZM85 104H83L85 107L88 105L89 107H90V105L89 104H91V103H87V105H85ZM109 104V103H108ZM256 104V103H255ZM2 104H0V106H1ZM24 105H22L21 107H20V109L22 110V109H25L24 111L26 112V111H28V109H29V107H28V109L26 110V105H25V107L26 108H24L23 106ZM44 104H43V110H41L40 109V113L39 112H37L38 113V115L39 114H41L43 117H46L47 118V116H45V114L47 115V113H45V114H43V113H41V111L42 112H44L45 110L44 109H46L47 108V106H46V108H44V106H45ZM51 105V104H50ZM52 105H53V107H57L58 106V104H57V106L56 105H54L53 103H52ZM63 105V106H64ZM110 105V104H109ZM121 105V106H122ZM12 106H16V105H13L12 104ZM11 106V107H12ZM20 106V105H19ZM19 106H16L15 107V109H13V107L11 108L13 111H9L10 113L12 112V113H14L13 115H15V113H17L18 111L20 112L21 110H18L17 111V109L16 108H18L19 109ZM66 106H67V104H66ZM75 106V105H74ZM87 106V107H88ZM92 106H94V105H91V107ZM118 106V105H117ZM129 106L127 107V108H129ZM263 106V105H262ZM50 108H52V109H50L49 111H48V113L50 114L51 113V111L52 110H54L53 109V107L52 106H49ZM48 107V108H49ZM59 107V106H58ZM61 107V106H60ZM69 107V106H68ZM80 106H78V108H79ZM98 108V111H99V106H97ZM113 107V106H112ZM47 108V109H48ZM83 108V107H82ZM82 108L80 107V109L81 110H79L80 112V116H81V120L79 119V117H78V114L76 115L77 117H75L76 119L75 120H77L78 121V123H75V125L76 126H73L74 128H73V130L71 131V135H69V140L70 141H72V142H82V143H86V141L88 142L89 140H90V138H91V136H95L96 134V136H100V137H102V135H104V134H106L107 132L106 131H108L109 130V132H110V130L112 129V128H114L112 125H110V126H112V128L111 127H109L108 125L109 124H107V123H109V121H111V123H112V120H109V119H106V120H109V121H106V123H104L103 121H101V120H99V117H98V115L100 114L99 112V114H97L96 113V111H94L95 113H96V115H97V117L98 118H96V117H93V115H91V113H92V111L90 112V115H88L87 113H89V111L91 110H89L88 112H87V110H86V113H83V114H85V115H83L82 116ZM96 108V107H95ZM124 108V107H123ZM123 108H120V109H123ZM126 107H125V110L127 109ZM197 108V109H196ZM10 109V110H11ZM47 109H46V111H47ZM58 108H56V110H57ZM60 109V108H59ZM59 109H58V112H59ZM83 109H85V108H83ZM93 109V108H92ZM103 109V108H102ZM101 109V110H102ZM113 109V108H112ZM4 110V111H5ZM55 110V111H56ZM61 110H62V108H61ZM66 110V109H65ZM104 110V109H103ZM107 110V109H106ZM106 110H104V111H106ZM110 110V109H109ZM108 110V111H109ZM133 110V109H132ZM134 110V111H135ZM198 110H200L201 111V113L199 114V115H195L194 113H196V112H198ZM4 111H2V112H4ZM23 111V110H22ZM29 111H32V109L31 110H29ZM85 110H83V112H84ZM117 111V110H116ZM123 111H124V109H123ZM127 111V110H126ZM1 112V113H2ZM19 112L16 114V116L19 114ZM25 112H20L21 114H23L24 113V116L26 117V116H28V117H30V116H32L33 114V112H31L29 115H27V113H29V112H27V113H25ZM54 112V111H53ZM52 112V113H53ZM58 112H56L58 115L57 116H59V113ZM60 112H62V111H60ZM71 112H69V114H71ZM74 112V113H73ZM102 112V111H101ZM110 112V111H109ZM125 112V111H124ZM136 112V111H135ZM134 112V113H135ZM248 112V111H247ZM5 113V112H4ZM3 113V115L0 117V125L2 124V126H3V124H5V125H7V124H15L16 123V120L17 121H19V120H22V119H24L25 120V118L23 117H21V115L19 114L16 118H15V120H14V118L12 117V116H10V115H12V113L11 114H9V115H7L8 114V112L7 113H5L7 116H9V120H8V118L7 119H3V116H5V114ZM55 113V112H54ZM106 113L107 112H105V115H106ZM112 113V112H111ZM119 113V112H118ZM120 113H122V112H120ZM137 113V112H136ZM140 113L138 114V115H140ZM199 113V112H198ZM26 114V115H25ZM49 114H48V116H49ZM61 114V113H60ZM67 114V113H66ZM108 114V113H107ZM110 114V113H109ZM113 114V113H112ZM115 115L117 114V113H114ZM123 114V113H122ZM131 114V113H130ZM129 114V115H130ZM136 114V115H137ZM41 115H39L38 117H36V118H40L41 117ZM64 115V114H63ZM102 115H104V113L102 114ZM104 115V116H105ZM128 115V114H127ZM129 115H128V117H129ZM132 115V114H131ZM133 115H135V114H133ZM136 115H135V117H136ZM244 115V114H243ZM21 117L22 119H17L18 117ZM23 116V115H22ZM35 116H37L36 114H35ZM34 116V117H35ZM53 116V115H52ZM56 116V117H57ZM68 116V115H67ZM103 116V117H104ZM123 116H125V114L123 115ZM121 114H120V117H119V114H118V116H115V118H117L118 120H119V125L120 126H124L125 128H128V129H131L133 132H134V134L136 135L137 134V136L140 138L139 140H141L142 142H139V143H137V144H135V146L134 147H132L131 148V146H132V141H134V139H136L137 140V137H135L133 140H131V146L130 147H128V151H124V149H123V147H124V145H125V143L123 144V147H122V149H123V151H121L122 152V154H120V155H118L116 158H113V157H115V154L113 153V152H115L116 150H114L115 148H116V146H115V148H114V146H113V148L111 149L113 152V154H114V156H113V154H112V156L113 157H111V154H110V157L111 158H113L112 160H111V158L109 159V156H106V154L103 152V154L101 153L102 151H103V149H101L99 146H97V143H98V145H101L102 144V142H97L96 143V147L97 148H100L101 149V151H100V149H99V151H98V149H97V151L99 152V153H97V151L96 150H93L92 151V153H89L90 155H91V157L89 158V159H86V160H80V162H81V164H83V166L85 167L83 170H82V172H84V173H88V172H90L91 173V169H93V166L94 165H96V163H99L98 162V159H102V160H105V158L103 159V157H102V155H104V157L106 156V157H108L106 160H108V161H110V162H108V164L107 165H105L106 167L107 166H109V167H112V168H110V169H108V168H106L105 166V169L104 170H102L101 168V170L102 171H106L105 173L106 174H104V172H102L100 169H99V171H98V173L96 172L95 173V176L94 175H92V173H91V175H92V177H99V178H93L92 179V181H91V185L94 187V188H96V190L99 188V189H102V190H99L98 191V193L96 192V193H94V191L93 190H95L93 187H90L89 188V190L90 189H92V191H91V193H94V194H92L91 195V193H89L90 191H88L87 189H88V187L89 186H87V189H86V194H83V198H80L81 197V193H84V190L85 189H83L82 188V186H81V191L80 192H78V191H74V192H78V193H80L79 195L76 193V195H75V193H74V195L75 196H79V197H75V198H78L77 200L76 199H72V197H73V195H72V197H70L71 198V201H73V200H76V201H73V202H79V200L80 201H82L83 199L87 202V201H89V203L91 204V198H92V196H93V198H95V196H96V198H98V195H99V193H101V195L102 194H104V196L102 195V197H105V198H107L108 200H109V198H111V200L113 199L112 198V196L114 197V196H116L117 197V195L118 194H120V198H119V195H118V197H117V199L119 200V202H118V200H117V202L120 204V209L125 205V204H130V205H135V206H137L136 205V203H143V205L145 204V202H148L149 203V201H153V199H151V200H149V198L150 197H152V191H154L155 190V185H156V182H158V180H156L155 178H157V179H160L161 178V176H157L158 174H160L161 173V175L163 174V176H165V177H171V176H176V175H182V174H185V175H187L186 173H187V170H191L192 172L194 171V174H196V177L198 176H201V175H203L204 174V171L205 170H207L208 169V167H202V168H197L196 166H195V163L196 162H198V163H203V161H206V162H210V163H213L212 164V166L214 167V165H220V167H223V166H229V165H232V164H237V163H240L239 164V166H240V168H243V174L241 173L240 175H238L235 179H234V184H238V183H241V182H245V180H248L247 181V183H249V184H252V182L251 181H253L254 179L256 180V178H260V180H261V182H259V183H261V185H263L264 186V134H258V136L256 137V135L255 136H252V138L253 137H255L256 139H254V140H252V138L251 137H248V135L246 136V138H245V134H244V141H242V145H239V147L237 148V149H235L234 151H232V152H230V153H228V154H226V155H223V157L222 158H220L219 160H217L216 159V161H213L212 159H213V156H215V155H213L212 154V156L211 157H206V158H202L203 157V155H202V159H200L199 158V153H195V149L196 148H192V146H194L195 145V143H194V145H192L191 147L189 146V142L191 141H188L189 139H191V138H189L191 135H187V133H185L186 135H187V137L189 138L188 140L186 139V137H181V135H177V134H181L182 132H179V130H178V133L177 134H173V132H170L169 130H167L168 128L166 127V128H160V127H157L159 124H157L156 126H153V124L151 125H149V124H145V123H142V122H139V121H134V120H130L129 118H125V117H123ZM141 116V115H140ZM140 116L138 117V118H140ZM240 116V115H239ZM249 116V115H248ZM15 117V116H14ZM50 117V116H49ZM49 117H48V121L50 120L49 119ZM106 117V116H105ZM108 117V116H107ZM134 117V116H133ZM132 117V118H133ZM145 117H147L146 115H145ZM244 117H246V114H245V116ZM42 118V117H41ZM58 118V117H57ZM60 118V117H59ZM61 118H63V117H61ZM72 118V117H71ZM100 118H101V115H100ZM143 118V117H142ZM149 118V119H150ZM243 118V117H242ZM251 117H246L245 118V120H247V119H250ZM12 119L15 121V123H13L14 121H12ZM27 119H29V118H27ZM33 119V118H32ZM134 119V118H133ZM229 119V118H228ZM34 120H35V118H34ZM41 120V121H40ZM42 120H44V119H38L37 120V122H36V120H35V122L33 121V124H40L41 122H43ZM80 120V121H79ZM137 120V119H136ZM146 120V119H145ZM148 120V119H147ZM258 120V119H257ZM257 120H255V121H257ZM11 121H12V123H11ZM23 121V120H22ZM27 121V120H26ZM30 121H32V120H30ZM47 121V119H45V122ZM53 121V120H52ZM76 121V122H77ZM144 121V120H143ZM244 121V120H243ZM45 122L44 123H42V126H43V128L45 127L44 125H46V124H48V122L45 124ZM54 122V121H53ZM60 122L62 123V121L60 120ZM67 122V121H66ZM115 122H117V121H114V123ZM161 122V121H160ZM252 122V121H251ZM26 122L24 121V124H25ZM50 123H51V121H50ZM56 123H57V121H56ZM69 123V122H68ZM73 123V122H72ZM148 123H151V122H148ZM153 123H155V121L153 122ZM159 123V122H158ZM163 123V125H165ZM17 124V127L19 126L18 125V122L16 123ZM19 124H21V122H19ZM26 124H28V123H26ZM25 124V125H26ZM32 124V125H33ZM36 124H35V126H33L32 127V129H34V127H35V129H37V128H39V126H36ZM44 124V125H43ZM116 124H118V123H115L114 125H116ZM175 124V125H174ZM179 124V125H178ZM55 125V124H54ZM59 125V124H58ZM171 125H169V126H171ZM8 126H10V125H8ZM20 126H23V127H25V128H27V126H24V125H20ZM30 126V125H29ZM50 126H51V124H50ZM49 125L47 126L46 125V127L47 128H49L50 127ZM67 126V125H66ZM160 126V125H159ZM1 127V126H0ZM23 127H21L22 128V132H23V134L24 133H26V134H29V136H31L32 137V134H34V132H33V130L32 131H30V129L29 130H25V128H23ZM41 127V126H40ZM46 127H45V129H46ZM118 127V126H117ZM204 128V129H207V128ZM5 128V127H4ZM3 128V129H4ZM11 128V127H10ZM12 128H14V127H12ZM52 128H53V126H52ZM64 128V127H63ZM109 128H111V129H109ZM120 128V127H119ZM124 128V129H125ZM172 128V127H171ZM42 129V127L41 128H39V129H37V132H40V130ZM115 129H116V127H115ZM175 128L173 127V130H174ZM176 129H179V128H176ZM175 129V130H176ZM201 129V128H200ZM5 130H6V132H7V128H5ZM10 130V129H9ZM11 130H13V129H11ZM15 130V129H14ZM16 130H19L20 131V129H16ZM15 130V131H16ZM39 130V131H38ZM47 130V129H46ZM45 130V131H46ZM48 130H50V129H48ZM60 130V129H59ZM58 130V131H59ZM119 130V129H118ZM126 130V129H125ZM188 130V129H187ZM189 130H190V128H189ZM19 131H17V132H19ZM26 131V132H25ZM28 131H30L32 134H30V133H28ZM35 132H36V130H34ZM42 131V130H41ZM67 131V130H66ZM111 131H114L113 129L111 130ZM116 131V130H115ZM119 131H121V130H119ZM172 131V130H171ZM182 131V130H181ZM222 131V130H221ZM11 132V131H10ZM13 133H15L14 131H12ZM16 132V133H17ZM36 132V133H37ZM69 132V131H68ZM106 132V133H105ZM117 132V131H116ZM124 132V130L123 131H121V132H119L120 134L118 135L119 137H121L122 135V133ZM127 132V131H126ZM130 132V131H129ZM129 132H127L128 134H131V133H129ZM186 132V131H185ZM191 132H193L192 130H191ZM195 132V131H194ZM202 132V131H201ZM217 132V131H216ZM218 132H220V131H218ZM217 132V133H218ZM239 132V131H238ZM259 132H261V131H259ZM2 133H3V131L0 129V136H2L3 137V135H2ZM21 133V132H20ZM36 133L34 134V135H36ZM41 133V132H40ZM184 133V132H183ZM196 133H197V131H196ZM195 133V134H196ZM256 133H258L257 131H256ZM4 134V133H3ZM8 134H11V133H8ZM43 134V133H42ZM95 134V135H94ZM113 134V133H112ZM128 134H125L124 136H127ZM194 134V135H195ZM198 135L200 134V132L199 133H197ZM243 134V133H242ZM6 135H7V133H6ZM17 135V134H16ZM15 134H14V137L16 136ZM18 135H19V133H18ZM25 135V134H24ZM38 135V134H37ZM107 135V134H106ZM105 135V136H106ZM114 135V134H113ZM116 135V136H117ZM194 136V138H198V137H200V136ZM211 135H214V133L213 134H211ZM211 135H206L205 137H203V140H205L206 138H209V137H212ZM10 136H12V135H10ZM26 136V135H25ZM43 136V135H42ZM42 136H39V137H42ZM116 137V138H114V136H112L113 138H114V140H116L117 138L119 139V137ZM182 136H184V135H182ZM8 138H9V135L7 136ZM13 137V136H12ZM13 137V138H14ZM35 137V136H34ZM107 137V136H106ZM106 137H103V139L104 138H106ZM111 137V138H112ZM123 137V136H122ZM129 137H131L130 135H128V137H127V139H129ZM6 138V137H5ZM27 138H29L28 136H27ZM36 138V137H35ZM92 138H94V137H92ZM99 138V137H98ZM124 138V137H123ZM126 138V137H125ZM124 138V139H125ZM193 138V139H194ZM240 138V137H239ZM247 138H249V139H247ZM1 137H0V144H1ZM11 139L12 138H10V140H7V138L5 139V141L6 142H8V141H11ZM18 138H16L15 140H17ZM21 138H19V142L21 141L20 140ZM31 139V138H30ZM29 139V140H30ZM88 139V140H87ZM131 139V138H130ZM247 139V140H246ZM251 139V140H250ZM32 140H34V138L32 137ZM107 140H110V139H108L107 138ZM107 140H105L104 139V141H107ZM112 140V139H111ZM113 140V141H114ZM120 140H121V138H120ZM119 140V141H120ZM196 140V139H195ZM239 140H241V139H239ZM250 141V142H246V141ZM4 140H2V142H3ZM13 141H14V139H13ZM40 141V140H39ZM44 141H45V139H44ZM91 141H93V140H91ZM126 141V140H125ZM130 141V140H129ZM129 141L127 140L126 142L127 143H129ZM196 141H198V140H196ZM236 141V140H235ZM235 141H233V142H235ZM238 141V140H237ZM6 142L5 143H3L4 145H5V147L6 146H8L7 144H6ZM31 142V141H30ZM94 142V141H93ZM92 142V144H94ZM115 142V141H114ZM195 142V141H194ZM200 143H201V141H199ZM204 142V141H203ZM240 144H241V141H238ZM238 142H237V144H232V143H228V145L229 146H227L226 148L227 149H229V148H231L232 146L234 147V146H236V145H238ZM15 143V142H14ZM33 143V142H32ZM32 143H31V145H32ZM34 143H35V141H34ZM50 143V142H49ZM89 143V142H88ZM100 143V144H99ZM110 143V142H109ZM108 143V144H109ZM122 143V142H121ZM134 143H135V141H134ZM189 143V144H188ZM207 143V142H206ZM210 143V142H209ZM236 143V142H235ZM12 144V143H11ZM17 144V141H16V143H15V146H17L16 145ZM29 144V143H28ZM91 144V143H90ZM91 144V146L93 147V145ZM114 144V143H113ZM112 144V145H113ZM120 144V143H119ZM202 144V143H201ZM204 145H205V143H203ZM211 144V143H210ZM232 144V145H231ZM3 145V146H4ZM25 146H26V143L24 144ZM23 145V143H21V146H19V147H23L24 146ZM38 145V144H37ZM41 145V144H40ZM44 145H46V144H44ZM49 145V144H48ZM53 145V144H52ZM95 145V144H94ZM104 145H106V144H102V147L104 146ZM110 146H111V144H109ZM108 145V149H110V146ZM114 145H116V144H114ZM15 146H8V148H6L7 150H10V148H11V150L15 147ZM25 146H24V149H25ZM33 146V145H32ZM36 146V145H35ZM120 146V145H119ZM119 146H118V148H119ZM122 146V145H121ZM121 146H120V148H121ZM0 147H2V144H1V146ZM5 147H3V148H5ZM18 147V148H19ZM27 147V146H26ZM95 147V148H96ZM112 147V146H111ZM207 147V146H206ZM17 148V149H18ZM27 148H29L30 149V147H27ZM33 148V150H34V147H32ZM94 148V147H93ZM92 148V149H93ZM117 148V149H118ZM125 148V147H124ZM129 148H131L130 150H129ZM207 148H209V146L207 147ZM223 148V147H222ZM224 148H225V146H224ZM105 149V148H104ZM206 149V148H205ZM211 149V148H210ZM221 149V148H220ZM227 149H225L226 151H227ZM1 150V149H0ZM6 150V151H7ZM10 150V153H12V151ZM15 150V149H14ZM19 150V149H18ZM23 150V149H22ZM53 150H55L56 151V149H53ZM106 150V153H107V149H105ZM198 150V149H197ZM207 150V149H206ZM225 150H223V152L225 151ZM2 151H3V149H2ZM5 151V150H4ZM20 151V150H19ZM30 151V150H29ZM36 151V150H35ZM41 151V150H40ZM51 151V150H50ZM209 151V150H208ZM211 151V150H210ZM214 151V150H213ZM216 151V150H215ZM218 151V150H217ZM216 151V152H217ZM16 152H18L17 150L16 151H13V153H15L16 155H14V156H17L18 158H23L24 157V155L23 154H25V152L23 153L22 152V155L23 156H21V157H19L18 156V154L16 153ZM45 152V151H44ZM63 152V151H62ZM109 152H110V150H109ZM109 152H108V154H109ZM117 152H119V151H117ZM124 152V153H123ZM203 152V151H202ZM201 152V153H202ZM9 153V151H8V154H10ZM34 153H36V152H33V154ZM50 153H53V152H50ZM58 153H60L59 151H58ZM57 153V154H58ZM111 153V152H110ZM205 153H207V152H205ZM209 153V152H208ZM218 153H220L219 151H218ZM1 155L2 154H5V153H0ZM21 154V153H20ZM19 154V155H20ZM28 154H29V152H28ZM27 154V155H28ZM33 154H32V157H34L33 156ZM88 154V153H87ZM107 154V155H108ZM214 154H216V153H214ZM0 155V157H2ZM11 155V154H10ZM27 155L25 156V157H27ZM30 155V154H29ZM38 155H39V153H38ZM41 155V154H40ZM44 155V154H43ZM42 155V156H43ZM47 155H49V153L48 154H46L45 155V157L47 156ZM206 155V154H205ZM204 155V156H205ZM12 156V155H11ZM31 156V155H30ZM64 156H66V155H64ZM93 156V157H92ZM210 156V155H209ZM4 157H6V156H4ZM7 157H8V155H7ZM7 157H6V160L8 161V160H10L9 161V163L10 162H12V160L11 159H7ZM13 157V156H12ZM17 157H16V159H17ZM36 157H37V154H36ZM48 157V156H47ZM46 157V158H47ZM59 157V156H58ZM3 158V157H2ZM15 158V157H14ZM13 158V159H14ZM30 158V157H29ZM40 157H38V159H39ZM50 158V157H49ZM48 158V159H49ZM51 158H52V156H51ZM50 158V159H51ZM61 158V157H60ZM24 160H25V158H23ZM27 159V158H26ZM35 159V158H34ZM42 159V158H41ZM54 159V158H53ZM5 160V161H6ZM15 160V159H14ZM13 160V161H14ZM21 160V159H20ZM19 160V161H20ZM27 160H29V159H27ZM36 160V159H35ZM59 160V159H58ZM97 160V161H96ZM102 160H100V161H102ZM18 161V160H17ZM17 161H15V163L17 162ZM23 161V160H22ZM38 161V160H37ZM42 161V160H41ZM48 161V160H47ZM46 161V162H47ZM70 161V160H69ZM0 162H1V160H0ZM4 162V161H3ZM26 162V161H25ZM35 162V161H34ZM40 162V161H39ZM50 162H51V160H50ZM54 162V161H53ZM52 162V163H53ZM56 162H57V160H56ZM96 162V163H95ZM119 162H120V165H119ZM2 163V162H1ZM5 163V162H4ZM19 163H21V162H19ZM19 163H17V164H19ZM26 163H28V162H26ZM41 163V162H40ZM55 163V162H54ZM60 163V162H59ZM62 163H64V162H62ZM102 163V162H101ZM205 163V162H204ZM3 164V163H2ZM6 164V163H5ZM12 164H14V162L12 163ZM25 164V163H24ZM35 164V163H34ZM33 164V165H34ZM43 164V163H42ZM42 164H40V165H42ZM46 164V163H45ZM69 164V163H68ZM68 164H67V166H68ZM70 164H72L71 162H70ZM69 164V165H70ZM100 164V163H99ZM105 164V163H104ZM150 164V165H149ZM4 165V164H3ZM21 165H22V163H21ZM20 165V166H21ZM28 165V164H27ZM36 165H39V164H36ZM50 165V164H49ZM59 165V168H60V165H61V163L60 164H58ZM103 165V164H102ZM110 165H112V166H110ZM120 167H119V166ZM210 165V164H209ZM13 166L14 165H12V168H13ZM18 166V165H17ZM19 166V167H20ZM32 166V165H31ZM45 166V165H44ZM52 166H53V164H52ZM64 166V165H63ZM66 166V165H65ZM74 166V165H73ZM117 166V167H116ZM147 166H150L151 168L149 169V168H147ZM202 166V165H201ZM200 166V167H201ZM4 167V166H3ZM15 167H16V165H15ZM23 167V166H22ZM29 167V166H28ZM34 167H36V166H34ZM41 167H43V166H41ZM45 167H47V166H45ZM51 167V166H50ZM57 167V166H56ZM70 167V166H69ZM75 167V166H74ZM95 167V166H94ZM102 167V166H101ZM120 169H119V168ZM10 168V167H9ZM58 168V169H59ZM96 168V167H95ZM115 168H118V170L120 171V173L121 172H123L122 174V176H120L121 174L119 173V171L117 170V169H115ZM155 169V170H153L154 172V175L157 173V175H155L156 177H154V176H152L151 174H153V173H149V172H151L150 170L151 169ZM15 169V168H14ZM16 169H17V167H16ZM24 169H26V168H24ZM34 169V168H33ZM38 169H40V167H38ZM38 169H36V170H38ZM54 169V168H53ZM58 169H56V171L58 170ZM147 169V170H146ZM148 169H149V172H148ZM8 170H10V169H8ZM28 170V169H27ZM32 170V169H31ZM108 170H110L111 171V173H119L118 175L120 176V178H121V180L123 179L124 180V175L126 176H128V177H125V178H128V180L130 179V183L129 182H127V179H125V181H123L122 180V184H120L121 182L119 181V176L117 175L116 177L118 178H115V175H116V173L114 174L113 173V175L114 176H112V174L110 173V171L109 172H107ZM11 171H13V175H14V172L16 171H14V170H12L11 169ZM10 171V172H11ZM29 171L30 170H28V173H29ZM52 171V170H51ZM67 171H68V169H67ZM113 171V172H112ZM166 172V173H162V172ZM214 172H215V170H213ZM216 171H219V170H216ZM38 172V171H37ZM37 172H36V174H37ZM40 172V171H39ZM54 172V171H53ZM100 172H102V174H99ZM148 172V173H147ZM212 172V171H211ZM234 172V170H229V171H227L226 173H233ZM18 173H19V171H18ZM27 173V174H28ZM33 173V172H32ZM48 173H49V171H48ZM145 173H147V175H148V177H147V175H145ZM189 173V172H188ZM226 173H224V174H217V176H213L214 178H210V179H208V180H204L203 181V179H201L202 180V182H203V184L202 185H200L199 184V182L201 181H199V180H197L196 181V184H195V180H194V183H193V185L195 184L196 186H189V187H191V188H193V189H190L191 191H195V190H197V191H195V193H192V194H190L191 196H192V198H194L193 197V195L195 196L196 194H198V192H199V190L200 189H207L208 188V194L207 193H205V194H202L201 195V197L199 198V200H201V201H204L205 199H208V200H211V198H213V196H214V194H215V189L216 188H224L225 186H226V184H227V182L226 183H224V181H221V182H218L219 181V179H221V178H224L225 180H226V178H227V176H225V177H223L222 175H227ZM30 174V173H29ZM35 174V173H34ZM39 174V173H38ZM42 174V173H41ZM55 174V173H54ZM96 174L98 175V176H96ZM108 174V175H107ZM149 174H150V177H149ZM165 174V175H164ZM193 174V173H192ZM193 174V175H194ZM213 174V173H212ZM211 174V175H212ZM12 175V176H13ZM17 175V174H16ZM22 175V174H21ZM24 175V174H23ZM32 175L33 174H31V177H32ZM50 175V174H49ZM78 175V174H77ZM104 175H106V176H104ZM10 176V175H9ZM20 176V175H19ZM40 176V175H39ZM54 176V175H53ZM59 176V175H58ZM101 176V177H100ZM102 176H103V178H102ZM108 176V177H107ZM145 176H146V178H145ZM3 177V176H2ZM1 177V178H2ZM11 177V176H10ZM15 177V176H14ZM34 177V176H33ZM36 178H37V176H35ZM44 177H46L45 175H44ZM60 177V176H59ZM105 177H107V178H109V179H106ZM111 177L112 178H114L113 180L111 179ZM196 177H193L192 179H195ZM229 177V176H228ZM4 178V177H3ZM6 179L8 178V177H5ZM4 178V179H5ZM22 178V177H21ZM28 177L26 176V179H27ZM87 178V177H86ZM86 178H84V181H85V179ZM100 178H102V179H100ZM135 178V179H134ZM216 178V179H215ZM3 179V180H4ZM10 179V178H9ZM14 179V181H15V178H13ZM17 179H20V178H17L16 177V181H17ZM43 179H45V178H43ZM57 179V178H56ZM82 180H83V178H81ZM89 179V178H88ZM94 179H99L98 181H101V183L100 182H98V183H96V184H99L100 183V185L101 186H99V185H97L96 186V184H95V182H96V180H94ZM141 179V180H140ZM224 179H222V180H224ZM22 180H23V178H22ZM30 180H31V178H30ZM29 180V181H30ZM73 180V179H72ZM93 180L95 181V182H93ZM102 180H106L105 182L103 181L102 182ZM108 180V181H107ZM133 180H135L134 182H133ZM1 182H2V179L0 180ZM6 181H8V180H6ZM24 181V180H23ZM36 181V180H35ZM45 181V180H44ZM64 181V180H63ZM67 181V180H66ZM111 181H114V182H110ZM5 182V181H4ZM12 182V181H11ZM26 182H27V180H26ZM26 182H25V184H26ZM39 182V181H38ZM48 182V181H47ZM58 181H56V183H57ZM68 182V181H67ZM83 182V181H82ZM107 182H109V186H107L108 184H106V186L107 187H105L104 185H103V183H107ZM118 182V183H117ZM124 182V183H123ZM127 182V184H125ZM131 182H132V184H131ZM202 182H200V183H202ZM6 183V182H5ZM20 183H21V181H20ZM31 183V182H30ZM37 183V182H36ZM55 183V184H56ZM86 184L88 183V182H85ZM197 183H198V185H197ZM17 184H19V183H17ZM24 184V185H25ZM51 184V183H50ZM62 184H64V183H62ZM83 184V183H82ZM89 185H90V183H88ZM95 186H94V185ZM112 184V185H111ZM116 186H115V185ZM129 184H131L130 186H132L131 188H133L132 190H131V188H128L129 187ZM191 184V183H190ZM0 185H2L1 183H0ZM4 185V184H3ZM2 185V186H3ZM36 185V184H35ZM65 185V184H64ZM63 185V186H64ZM68 185V184H67ZM70 185V184H69ZM77 185H78V183H77ZM85 185V184H84ZM118 185H121L120 187H118ZM124 187H123V186ZM127 185V186H126ZM9 186V185H8ZM11 186V185H10ZM15 186V185H14ZM21 186H22V184H21ZM26 186V187H25ZM24 187L26 188V189H28L29 190V188H28V186H27V184L25 185ZM29 186H30V184H29ZM43 186V185H42ZM60 186V185H59ZM86 186V185H85ZM102 186H104L105 188H106V190H105V188L103 187L102 188ZM112 186L114 187V189L112 188ZM229 186V185H228ZM4 187V186H3ZM2 187V189H0V197L2 196V194H3V192L5 191H3V188ZM11 187H13V186H11ZM17 187H19V185L18 186H16V188L15 189H17ZM45 187V186H44ZM47 187V186H46ZM51 187V186H50ZM67 187V186H66ZM76 187V189H77V186H75ZM79 187V186H78ZM110 187H111V189H110ZM116 187V188H115ZM117 187H118V189L119 188H121L119 191H120V193H119V191L118 190H116L117 189ZM126 187V188H125ZM21 188H23V187H21ZM25 188H24V190L23 189H21L22 191H25ZM109 188V189H108ZM122 188H124V189H122ZM183 188H185V187H183ZM7 189H9V188H7L6 187V190ZM13 189V188H12ZM18 189H20V187L18 188ZM33 189V188H32ZM37 189V188H36ZM67 189V188H66ZM71 189V188H70ZM79 189V188H78ZM111 190V192L109 191L108 192V190ZM10 190V189H9ZM9 190H7V191H9ZM28 190H26V191H28ZM41 190V189H40ZM39 190V191H40ZM53 190V189H52ZM65 190V189H64ZM64 190H62V191H64ZM69 190V189H68ZM67 190V191H68ZM114 190V193H115V191H117L116 193H118V194H116V195H114V193L112 194V191ZM131 190V191H130ZM152 190V191H151ZM186 190H187V186H186ZM6 191V192H7ZM25 191V192H26ZM30 191V190H29ZM70 191V190H69ZM68 191V192H69ZM73 191V190H72ZM83 191V192H82ZM101 191V192H100ZM105 191L106 192H108V195H110V197L109 196H107V193H105ZM181 191V190H180ZM183 191V190H182ZM181 191V192H182ZM33 193H34V190L32 191ZM38 192V191H37ZM42 192V191H41ZM47 192H49V191H47ZM51 192V191H50ZM60 193H61V191H59ZM59 192H57L58 194H60ZM66 192V191H65ZM64 192V193H65ZM10 193V192H9ZM12 194H13V192H11ZM27 193V192H26ZM25 193V194H26ZM29 193H31V192H29ZM71 193V192H70ZM90 194V195H87V194ZM111 193V194H110ZM183 194H185L184 193V191L182 192ZM189 193V192H188ZM21 194V193H20ZM22 194H24V193H22ZM24 194V195H25ZM38 194V193H37ZM52 194V193H51ZM62 194H63V192H62ZM61 194V195H62ZM65 194H67V192L65 193ZM98 194V195H97ZM183 194H180L181 196L183 195ZM3 195H5V194H3ZM16 195V194H15ZM36 196V194H33V196ZM44 195V194H43ZM42 195V196H43ZM47 195V194H46ZM84 195H86L87 196V198H86V196H85V198H84ZM95 195V196H94ZM112 195V196H111ZM123 195V196H122ZM124 195H127V196H129V199H128V197L127 196H125V197H127L126 199H125V197H124ZM187 195V194H186ZM185 195V197H180V199L182 200V201H186L187 199H188V196H189V194H188V196H186ZM13 197H14V194L12 195ZM12 196L9 198V199H11L12 198ZM29 196H31V194L29 195ZM37 196H39V195H37ZM48 196V195H47ZM53 197H54V194L52 195ZM60 196V195H59ZM59 196L57 197L56 195H55V197L53 198V199H56V201H58V199L57 198H59ZM63 196V195H62ZM66 196V195H65ZM64 196V197H65ZM68 196H70V195H68ZM100 196V195H99ZM107 196V197H106ZM154 196V195H153ZM159 196L160 197H163V198H168V196H169V194H165V193H163V192H160V194H159ZM178 196V195H177ZM16 197V196H15ZM63 197V198H64ZM116 197H114V199L116 198ZM2 198V197H1ZM18 198V197H17ZM16 198V199H17ZM22 198V197H21ZM35 198V197H34ZM50 198H52V197H50ZM49 198V199H50ZM62 197L61 198H59V200L60 201H58V202H56V203H54V204H56V205H54V207H56V206H58L57 204L58 203H64V202H62L63 200H65V199H63ZM70 198H69V200H70ZM80 198V199H79ZM88 198H90V199H88ZM178 198V197H177ZM190 198V197H189ZM24 199V198H23ZM43 199V198H42ZM49 199H47V201L49 200ZM51 200L52 201V203H53V201L54 200ZM62 199V200H61ZM82 199V200H81ZM88 199V200H87ZM100 199V201H102V199H103V201L105 200L104 198H102L101 199V197L99 198ZM99 199L97 200V199H95V200H93V203L96 201L97 203H98V201H99ZM106 199V200H107ZM33 200V199H32ZM69 200H66V201H69ZM84 200H83V203H84ZM108 200H107V202H108ZM111 200H109V201H111ZM125 200H127V201H125ZM166 200V199H165ZM175 201H176V199H174ZM190 200V199H189ZM194 200H196V199H194ZM39 201V200H38ZM41 201V200H40ZM39 201V203L38 204H42V201L40 202ZM44 201H46V200H44L43 199V203H44ZM99 201V202H100ZM193 201V199L191 200V202ZM6 202H8L7 200H6ZM37 202V201H36ZM50 202V201H49ZM49 202L48 203H46V205L47 204H49ZM96 202H95V204H96ZM116 202V203H117ZM160 201H154L153 202V204H152V206L155 208V207H157V205H158V203H159ZM187 203H188V200L186 201ZM185 202V203H186ZM190 202V201H189ZM193 202H196V201H193ZM12 203H13V201H12ZM45 203H44V206H45ZM66 203V202H65ZM64 203V204H65ZM69 204H70V202H68ZM68 203H66V204H68ZM102 203V202H101ZM104 203H105V201H104ZM114 203H115V201H114ZM172 204H174L173 203V200H172V202H171ZM171 203H169V204H171ZM177 203H180V201H177L175 204H177ZM181 203H183V202H181ZM3 204V203H2ZM10 204V203H9ZM8 204V205H9ZM24 204V203H23ZM22 204V205H23ZM37 204V205H38ZM64 204H61L62 206H64ZM72 205H77V204H75V203H71ZM71 204H70V206H71ZM82 204V202H79V205H77L78 207L80 206ZM85 204V203H84ZM168 204V203H167ZM168 204V205H169ZM1 205V204H0ZM51 205V204H50ZM60 205V204H59ZM83 205V204H82ZM87 205H89V204H86V208H87ZM147 205V204H146ZM166 206V207H168L169 208V206ZM179 205V204H178ZM187 205V204H186ZM35 206V205H34ZM52 206V205H51ZM67 206L69 209L70 208H73L74 206ZM85 206V205H84ZM95 206V205H94ZM149 206V205H148ZM172 206V205H171ZM3 207V206H2ZM1 206H0V209L2 208ZM13 207V206H12ZM151 207V206H150ZM172 207H174V206H172ZM188 207H190V205H188ZM5 208V207H4ZM10 208V207H9ZM29 208V207H28ZM52 208V207H51ZM58 208H61L60 206L58 207ZM171 208V207H170ZM169 208V209H170ZM176 208H178L177 207V205H176V207L174 208V209H176ZM187 208V207H186ZM62 209V208H61ZM64 209H65V207H64ZM127 209V208H126ZM130 209V208H129ZM166 209V208H165ZM183 209V208H182ZM262 209V207H260V208H258V211H260ZM4 210V209H3ZM66 210H67V208H66ZM152 210V209H151ZM158 210V209H157ZM6 211V210H5ZM156 210H154V212H155ZM162 211H163V213H164V207L162 208ZM166 211H167V209H166ZM165 211V212H166ZM170 211V210H169ZM168 211V212H169ZM172 211H174V210H172ZM172 211L170 212V214L172 213ZM177 211H180V209H178ZM129 212V211H128ZM157 212V211H156ZM168 212L166 213V214H168ZM140 213V212H139ZM159 213V211L157 212V214ZM161 213V212H160ZM175 213H177V212H175ZM115 214V213H114ZM165 214V215H166ZM172 214H174V212L172 213ZM171 214V215H172ZM178 214V213H177ZM182 213H180V215H181ZM185 214H186V212H185ZM122 215V216H121ZM120 215V223H121V225H141V224H146L145 222H147V221H144L143 219L142 220H140V215L138 216V218L136 217H134L131 213L129 214H127V213H124L123 212V214H121ZM179 215V214H178ZM155 216L157 217V218H159L156 214H155ZM159 216H161V215H159ZM170 215H168V217H169ZM173 216H175V215H173ZM172 216V217H173ZM206 216V215H205ZM155 217V218H156ZM153 218H154V215H153ZM156 218V219H157ZM171 218V217H170ZM177 218H179V217H177ZM181 218V217H180ZM211 220V219H210ZM143 222V223H142ZM77 226V225H76ZM48 227V226H47ZM50 227V226H49ZM217 232V231H216ZM223 232V231H222ZM96 234V233H95ZM106 235V234H105ZM58 236V235H57ZM222 236V235H221ZM103 237V236H102ZM104 238V237H103ZM218 238V237H217ZM50 240V239H49ZM230 240V239H229ZM107 242V241H106ZM111 242V241H110ZM109 242V243H110ZM230 243V242H229ZM62 247V246H61ZM137 248V247H136ZM135 248V249H136ZM64 249V248H63ZM79 250V249H78ZM72 251V250H71ZM137 251V250H136ZM143 251V250H142ZM145 251V250H144ZM75 252V251H74ZM88 252V251H87ZM100 252H102V251H100ZM99 253V252H98ZM103 253V252H102ZM106 253V252H105ZM121 253H123V252H121ZM79 254V253H78ZM118 254H116V257H118L117 256ZM127 255H129V254H127ZM130 255H132L131 253H130ZM129 255V256H130ZM21 257V256H20ZM107 257V256H106ZM105 257V258H106ZM138 257H139V255H138ZM131 258V257H130ZM118 259H119V257H118ZM191 259V258H190ZM189 259V260H190ZM75 260V259H74ZM77 260V259H76ZM93 261H94V259H92ZM125 260V259H124ZM126 260H127V258H126ZM129 260V259H128ZM81 261V264H83L82 263V261L83 260H80ZM79 261V262H80ZM104 261V260H103ZM118 261H120V260H118ZM123 261V260H122ZM130 261V260H129ZM134 261V260H133ZM176 261H177V259H176ZM100 262V261H99ZM174 262V261H173ZM190 262H192V261H190ZM73 263H75V262H73ZM77 263H78V261H77ZM91 263L93 264V262L91 261ZM100 263H102V261L100 262ZM106 263H107V261H106ZM116 263H117V261H116ZM115 263V264H116ZM127 263H128V261H127ZM180 263V262H179ZM63 264V263H62ZM71 264V263H70ZM88 264V263H87ZM120 264V263H119ZM123 264V263H122ZM184 264V263H183ZM190 264V263H189ZM193 264V263H192Z\"/></svg>", "mask_w": 264, "mask_h": 264}]
</instances>
